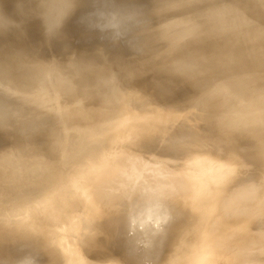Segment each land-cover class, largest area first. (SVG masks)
Instances as JSON below:
<instances>
[{"label": "rangeland", "instance_id": "374dc122", "mask_svg": "<svg viewBox=\"0 0 264 264\" xmlns=\"http://www.w3.org/2000/svg\"><path fill=\"white\" fill-rule=\"evenodd\" d=\"M1 2H0V15L1 14H3V17H1L0 16V20L3 22V20L5 21V22H7L8 24H9V27H12L13 25H16V23L18 24V25H16V26H14L15 28H17L18 30L20 29L19 28V25H21L22 23L21 22H23L24 23V20H25V23H26V27H25V23H24V25H21V27L22 26H24V28L26 29V32H27V30H28V32L27 33H30V34H28L27 35V37H29V38H27L26 37V33H24L25 31L22 29V34H24L25 36H23L22 34V36L23 37H26L25 39H27L26 41H28V39H30V41L33 39V37H34V39L36 38L35 36H36V33H37V35L38 36H40L41 37V35H42V31H40V29L37 27V25H36V23L34 22V20H33V17H32V15L30 14V9L33 7H31V3H29V0H8V1H6V0H0ZM20 1V2H19ZM220 1V2H219ZM244 1V2H243ZM258 0H256V3H255V1L253 0L252 2L250 1V0H140L139 2H140V5H139V2H138V0L136 1H132L131 0V5H130V7L132 8V10L134 11H129L127 14H125L124 16H118V17H114V18H110V21L109 20H107L105 23H107V24H109V25H113V26H115L116 28L117 27H119V29H121L122 28V26L121 25H123L125 22L127 23V25H126V23L124 24V27L123 28H126L127 26H128V28H131L130 26H136V25H140L139 27H141V25L142 24H144V23H146L147 24V22H145V21H148L149 19H150V21H149V23H151V21L153 20V21H157V25L158 26H156L158 29H160V30H158V29H156V30H158V31H164V32H162L163 34V37H164V33H166V35H168L167 36V38H164L163 39V37L162 38H159L160 39V41H158V43L159 42H161L162 43V39H163V42H164V44H165V42H166V44H169L167 47H165L166 46V44L164 45L163 43V45L161 44V46H155L154 47V45L157 43L156 41L157 40H155V41H153V40H151V39H153L155 36H152V35H154V33L151 35V36H147V35H145L141 30H139L138 28L136 29L135 27L132 29L131 28V31H134L135 29H136V34H134L135 36H134V38L132 39L130 36H132L133 37V34L132 35H128V38L130 37L131 38V40H130V38H129V40H128V38H126V40L124 39L123 41H125V42H123V43H125L126 45L128 44V42L129 43H131V41H133L134 40V42L133 43H131V45L133 46L134 45V50L136 51V53H138V54H135V53H133V48H132V46H130L129 45V47H131V48H128V49H130V50H133V51H131L135 56L136 55H138V56H136V57H138L139 58V56L140 57H143V56H146V57H148V60H151L150 58H152L151 57V55H153V57L155 58V56H154V53H155V50L154 49H156V47H157V53L156 54H158L159 52H160V50L162 51V50H164L165 52L164 53H161L160 52V54L159 55H157L156 56V59L157 60H154L153 58V60H154V62H152V61H149V62H151V63H149V62H143V60L144 59H141V58H139L138 60H136L137 61V65H135L137 68H138V65H139V62H142L143 63V65L141 64V66H139V69L140 68H142V70H141V72H139V70L135 67V69L139 72V74H138V72H136L139 76H141L140 77V79H139V77L138 76H136L135 74V71H134V74H133V76H131L128 80H126L125 82H117L116 80H115V82H117L116 84H115V82H113L114 80H109V79H107L106 77H103V79H101L100 80V83L98 82H96L97 84H94V85H96V87L93 85V83L91 84V83H89V82H94V81H99V80H97V78L98 79H100L99 78V76H96V75H93V77H96V80H93V79H91V80H88V79H82V78H78V77H73V78H77L78 79V81H79V79H80V81L83 83V86H82V83L81 82H78L79 84L81 83V85L79 86L78 85V83L76 84V79H75V81L76 82H74L73 81V83H75V84H73L72 82H71V80H74V79H72V77L71 78H69V77H67L66 75H64L63 73L62 74H60L62 71V69H60V73L58 72V68H57V70H54L55 68H53V72L50 70V69H48V70H46L45 71V73L47 74V73H49L48 75H46L45 73H44V69H41L40 67H36V68H40V70L38 69V71H43V72H38V73H40V75H44V79H47L48 80V78H49V82L47 81V80H44V79H42V77L40 78V77H38V79L40 78V79H42V81L44 80L46 83H47V85H48V83H49V85H48V87L43 83V82H33V80H31L32 81V84H27V82H29L27 79L25 80V78L24 77H27V75L25 74V73H21L20 72V74L23 76V75H25L24 77H19V83H20V87H19V83L18 84H16L15 83V85L17 86V87H19V88H22V89H20V92L22 93H20L18 90L19 89H17L16 90V93H13V98L14 99H16V97L17 98H19V99H21V101H22V96H27V94L29 93V91H30V89H28V88H31L30 86L32 85L33 87H35L34 85H33V83H41V85H36V87L37 86H44V88L45 89H42V91L43 90H48V92H46V91H41V90H39V88L37 89L38 90V92H36L35 93V91H32L33 93H35L34 95L37 97V95L38 94H42L38 99L32 94L31 96H33V97H31L29 94V96H30V99H27L28 101V103H27V105L29 106H27L26 105V100H24V101H22L21 103H23L22 104V112H20L21 111V109H18L17 108V106H16V111L18 110H20L19 112L17 111H14V109L12 110V112H10L9 113V115L7 116V114L5 115V114H3L2 115V113L3 112H0V125L2 126V125H4L3 126V128L0 126V135H1V137H0V142L2 141V139L1 138H4V137H6V133L5 132H7V129H6V131H5V129L4 128H9V126H10V128H9V131L12 133V134H10V132L7 134V135H11V137H6L5 139V141H2V142H4L3 144L4 145H6V144H8V145H6L7 147L8 146H10V145H12V146H10L9 147V149L11 148V149H13L14 150V148H15V150L14 151H11V149H10V151H8L9 149H7L6 150V152H5V149L7 148L6 146L4 147V145L2 144V142L0 143V159L2 158L1 157V155L5 152L6 154H7V152L8 153H12L11 155L9 154H7L8 156H10V158H8L7 156H6V158H5V153L2 155L3 156V159L2 160H0V168H1V170L3 171V172H1V170H0V183L2 182V179L4 180V178H6V176H8V174L10 175V176H8L9 178H12V177H17V176H19L17 179H19V182L17 183V189H15V190H13L14 189V187L11 189V190H9V191H4V190H2V193H4L6 196H4L5 198H7L8 197V195H12V194H14L16 191H18V190H21V189H24V188H26V182L30 179H36L37 181H39L37 184L39 185V183L40 182H42V181H44L45 180V178H47L48 176H49V174L50 175H52V174H54L55 173V171H57V169H56V164H57V168H60L58 165H59V163L60 162H58V161H60L59 159L63 156V158L67 161H69V160H71V158L73 157L72 155H73V153H77V154H74V157H76L77 155H79V156H77V158L74 160V162H76V163H78L79 162V164L80 165H84V166H88V165H90V163L91 164H95V159L97 158V157H101V156H104V157H102L101 158V160H100V163H103V164H106V165H108L109 167H111V166H116V167H118V168H120V170H122V176H126V177H131V181H134L133 180V178H135V182H136V180L138 181V183H136V184H138L139 185V187H140V192H141V195H143V196H141L140 197V200H141V204L143 205L144 204V202H145V204L143 205L144 206V208H146V209H151V208H153L154 206H153V200H154V197L152 196V194L150 193V192H153L152 190L153 189H155V187H152L151 185H154L155 184V182H152V180L153 181H155L156 179L158 180V181H160L161 183H164V184H166V182H167V180L166 179H168V181H171V183L170 184H173V187L174 186H177V187H179L178 188V190H179V193H181V195L183 194V192H185L186 190V187L188 188V190H192V192L193 193H191L190 191H186L187 192V195H188V193H189V195L191 194H193V196L195 197V199L196 198H198L197 200H199L201 197V199L200 200H203V204H202V202L201 203H199L198 201H192V204H191V201L189 202V200H191L190 198H192L191 197V195H190V197H188V196H186V195H184L182 198V203H183V205L184 204H186L187 202H186V200L188 201V204L190 203V205H188V209H189V211H191V212H194V211H196L197 212V214H195V212L194 213H191V214H193V216H192V218H191V220L193 221V220H195L196 219V216L197 215H199V216H201V215H203V213L205 214V217L204 218H206V219H204V218H202V219H204L203 221V225H202V223H201V225L199 226V227H203L204 225V227L206 228V226H207V228H210L211 226H214V224H215V222H216V220H218L219 218H221V216H222V218L220 219L221 220V222H222V224H223V222H226V225H227V227H232V226H235V225H238V224H245V225H250V231H251V233L249 234V236L247 237V238H244L243 240H241V241H239L238 243H236L235 245H233V246H230L228 249H226L225 251H223V253L221 254V256L219 257V259L217 260V262L215 263V264H264V210H260V208L259 209H255L256 208V204H257V202H256V199L262 194H264V183H262V182H264V160L262 159V158H264V17H262L263 19H261V17H259V16H264V0H259L258 2H257ZM11 2V3H10ZM138 2V3H137ZM161 2V3H160ZM206 2H210V4H206ZM4 3V4H3ZM12 3H13V7H12ZM16 5H15V4ZM195 3V4H194ZM202 3H203V5H202ZM226 3H228V5H226ZM232 3V4H231ZM238 3V4H237ZM241 3V4H240ZM258 3V4H257ZM28 4V5H27ZM29 4H30V6H29ZM135 4V5H134ZM163 4V5H162ZM165 4H167V8H166V6H165ZM188 4V5H187ZM242 4H243V6H242ZM4 5H6V6H4ZM25 5H27V6H25ZM206 5H208V7H206ZM238 5V6H237ZM248 7H247V6ZM24 6V7H23ZM196 6V7H195ZM202 6V7H201ZM204 6V7H203ZM221 6V7H220ZM228 6V7H227ZM229 6L231 7V8H229ZM246 6V8L244 9V7ZM249 6H250V8H249ZM256 8H254V7ZM4 7V8H3ZM27 7V8H26ZM31 7V8H30ZM165 8V10H164V8ZM219 7H220V9H219ZM252 7V8H251ZM9 8V9H8ZM160 8V9H159ZM163 8V11L161 10ZM202 8V9H201ZM207 8L209 9L208 10V12H207ZM212 8V9H211ZM232 8H233V10H232ZM238 8V9H237ZM240 8V9H239ZM247 8H249V10H247ZM263 8V9H262ZM12 11H11V10ZM15 9V10H14ZM20 9V10H19ZM138 9H140V10H138ZM194 9V10H193ZM204 9V10H203ZM7 10V11H6ZM14 10V11H13ZM145 12H144V11ZM172 10V11H171ZM254 10H256V12L254 11ZM258 10V11H257ZM261 10H262V13H261ZM2 11V12H1ZM9 11V13H7ZM20 11V12H19ZM149 13H147V12ZM153 11V12H152ZM160 11H162V12H160ZM211 11L213 12V14H211ZM219 11V12H218ZM229 11V12H228ZM240 11V12H239ZM246 11H248V12H246ZM140 12V13H139ZM142 12H144V13H142ZM194 12V13H193ZM198 12V13H197ZM232 12V13H231ZM258 12V13H257ZM4 13H6V14H4ZM27 13H29V14H27ZM142 13V14H141ZM170 13H171V15H170ZM180 13V14H179ZM188 13V14H187ZM239 13V14H238ZM258 14V16H256V17H254V16H252L251 14ZM18 14H20V15H18ZM138 14V15H137ZM139 14H141V15H139ZM175 14V15H174ZM186 14H187V17H186ZM190 14V15H189ZM210 14H211V16H210ZM226 14V15H225ZM238 14V15H237ZM241 14V15H240ZM246 14H248V18H247V15ZM5 15V16H4ZM8 15V16H7ZM15 15V16H14ZM130 15V16H129ZM134 15V16H133ZM145 15V16H144ZM151 15V16H150ZM161 15H163V17L161 16ZM229 17H228V16ZM244 15V16H243ZM246 15V16H245ZM12 16V17H11ZM129 16V17H128ZM143 16H144V18H143ZM148 16H150V17H148ZM169 16V17H168ZM181 16V17H180ZM194 17V18H191V17ZM203 16V17H202ZM206 16V17H205ZM222 16H223V18L225 17V19H223L222 18ZM250 16V17H249ZM8 17V18H7ZM25 17V18H24ZM28 17V18H27ZM136 17V18H135ZM179 17V18H178ZM184 17V18H183ZM4 18V19H3ZM11 18H12V20H11ZM29 18H31V19H29ZM131 18V19H130ZM138 18V19H137ZM146 18H148L147 20H146ZM151 18H152V20H151ZM231 18V22H230V19ZM244 18H246V19H244ZM256 18V19H255ZM19 19V21H17ZM203 19H205L206 21H208V22H206V21H204V22H206V25H208L211 21H213V20H215V21H213V22H211L212 23V25L211 24H209L208 26H206L205 24H200L199 22L200 21H203ZM244 19V20H243ZM252 19V20H251ZM8 20V21H7ZM10 20V21H9ZM23 20V21H22ZM26 20H29V21H26ZM31 20V21H30ZM121 20H122V23H120L121 22ZM130 20V21H129ZM133 20H135V23L133 22ZM137 20L139 21V22H137ZM144 21V23H142V21ZM176 22H175V21ZM177 20H180L179 21V23L177 22ZM182 20H184V24H183V21ZM190 20H196L199 24H200V26L201 27H199V24L198 25H191L192 23H193V21H192V23H190L191 21ZM217 20H220V21H218V22H216ZM247 20V21H246ZM248 20H250V21H256V23H254V26H253V24L250 22V21H248ZM0 21V22H1ZM17 21V22H16ZM21 21V22H20ZM109 21V22H108ZM116 24V25H119L120 24V26H116V25H114V23ZM116 21H118V22H116ZM171 21H173V24L171 23ZM190 21V22H189ZM210 21V22H209ZM229 21V22H228ZM242 21V22H241ZM254 21V22H255ZM2 22H1V24H2ZM13 22V23H12ZM34 22V23H33ZM133 22V23H132ZM138 24H137V23ZM182 22V25H185V22L186 23H188V24H186L185 26H183V27H185L184 29H185V31L187 30V29H191L192 27L194 28V29H196V31H195V35H194V31H192L193 30V28H192V34L190 35V33L188 34V32H191V31H183L184 29H182V25L180 24ZM197 22L196 23H193V24H197ZM221 22V23H220ZM224 22H226L225 24H227V25H225L224 26ZM236 22V23H235ZM244 22V23H243ZM246 22V23H245ZM7 23H4V26H6L7 25ZM28 23H30V24H28ZM148 23V24H149ZM166 23H168V24H166ZM174 23H178V24H180L181 25V27H180V25H174ZM202 23V22H201ZM208 23V24H207ZM229 23V24H228ZM235 23V24H234ZM0 24V25H1ZM10 24H12V26L10 25ZM28 24V25H27ZM223 25V26H220V25ZM234 24V25H233ZM247 24V25H246ZM249 24H251V25H249ZM3 25V24H2ZM163 25H165V26H163ZM218 26L217 28H215L216 26ZM238 25V26H237ZM243 25H245L244 27H243ZM8 26V25H7ZM7 26H6V28H7ZM33 27V29H32V27ZM172 26V27H171ZM175 26V27H174ZM177 26V27H176ZM187 26V27H186ZM206 27V28H203V27ZM212 26L215 28H212ZM226 26H228V27H226ZM252 26V27H251ZM257 26V27H256ZM14 27H12L11 29H13ZM30 27V28H29ZM111 27V26H110ZM161 27V28H160ZM189 27V28H188ZM191 27V28H190ZM220 27H222V28H220ZM232 27V28H231ZM233 27H235V28H233ZM6 28H4L3 30H6V34H5V31H3L2 29H1V26H0V36L2 37V38H9V36L7 35V33H9V31L12 33V31L11 30H8L7 31V29ZM28 28V29H27ZM35 28V29H34ZM112 29H113V34H114V38H116L117 37V39H118V43H119V41H120V39H122L127 33L126 32H128L127 30H128V28L127 29H125V31H123L124 29H121V30H119L118 28L115 30V32L117 33V35H116V37H115V32H114V27H111ZM175 28V29H174ZM225 28H226V30H225ZM227 28H228V30H227ZM9 29V28H8ZM16 29V30H17ZM37 29V30H36ZM163 29V30H162ZM165 29V30H164ZM180 29H182V31L180 30ZM213 29H214V31H213ZM219 31H218V30ZM231 29V30H230ZM3 31V34L4 35H7V36H5V37H3L2 35L3 34H1V32ZM14 30V29H13ZM17 30V31H18ZM30 30V31H29ZM35 30V31H34ZM41 32H39V31ZM139 30V31H138ZM173 30V31H172ZM177 30V31H176ZM178 30H180V31H178ZM207 30V31H206ZM217 30V31H216ZM221 30V31H220ZM20 31V30H19ZM66 31H67V29H66ZM72 33H73V40H74V37H75V39H80V40H82V43L80 42V40H77V41H75L74 40V42H73V40H70L71 39V37H66V38H63V39H57V40H55V45L56 44H58L57 46H53L55 49V52H58L59 54L58 55H60V56H63V57H67L66 55V53H65V50L66 51H68L67 53H68V55H70V51L71 50H69V48L70 47H72L73 49H74V51L76 50V47H75V45H80V44H85V43H88L87 42V40L85 39V38H83L81 35H78L77 33L78 32H80L77 28H75V27H73L72 28ZM120 31V32H119ZM131 31H129V32H131ZM158 31H155V35L158 37V35H159V33H158ZM166 31V32H165ZM206 31V32H205ZM236 31V32H235ZM252 31V32H251ZM125 32V33H124ZM141 32V33H140ZM158 33V35H157V33ZM210 32V33H209ZM214 32V33H213ZM227 33V34H225V37H223L224 36V34L223 33ZM248 32V33H247ZM250 32V33H249ZM10 33V34H11ZM13 33H14V31H13ZM9 34L10 36H12V35H16L17 34V36H19V34L18 33H20V32H17V33H14V34ZM32 33H34V34H32ZM76 33V34H75ZM120 35H119V34ZM133 33V32H132ZM187 33V34H186ZM197 33H200V34H197ZM208 33V34H207ZM213 33V34H212ZM220 34V38H218V34ZM229 33V34H228ZM232 33H234V34H232ZM79 34H81V33H79ZM169 34L170 35H172L171 37H169ZM186 34V35H185ZM201 34H203V35H201ZM205 34V35H204ZM210 34V35H209ZM213 36H212V35ZM256 34V35H255ZM119 35V36H118ZM122 35V36H121ZM162 35H159V37H161ZM165 35V36H166ZM183 35V36H182ZM195 36V38H197V41L195 40V38H194V36ZM208 35V36H207ZM214 35H216V36H214ZM30 36L32 37V39L30 38ZM43 36V35H42ZM207 36V39L205 38ZM226 36H227V38H226ZM240 36V37H239ZM0 37V38H1ZM16 37V36H15ZM14 37V38H15ZM21 37V36H20ZM19 37V38H20ZM20 38V39H22V40H24L25 41V39L24 38ZM44 37V36H43ZM77 37V38H76ZM79 37V38H78ZM81 37V38H80ZM120 37H122V38H120ZM138 37H142V38H138ZM150 37H153V38H149ZM169 37V38H168ZM177 37V39H175L174 40V38H176ZM192 37H193V39H192ZM198 37L200 38V39H203L202 37H204V45L206 44L205 42H209V43H212V44H214L215 46H217V48H215V46H214V48L212 47V49L209 47V46H211L212 44H210V45H208V49H206L207 48V44H206V48L205 47H202V50H201V46H199V47H197V42H199V41H202V40H199L198 39ZM208 37L210 38V40L208 39ZM230 37V38H229ZM232 37V38H231ZM246 39H245V38ZM39 38V37H38ZM170 38H171V42H170ZM190 40H189V39ZM223 38L224 39H226V40H224L223 41ZM235 38V39H234ZM237 38V39H236ZM261 38V39H260ZM9 39H12V37L11 38H9ZM37 39V38H36ZM43 40V39H45V38H39V42L41 41V40ZM65 39H67V40H65ZM117 39H116V41H117ZM137 39H138V41H137ZM143 39H145V42L146 43H144V41H143ZM147 39H149V41H148V43L149 42H153V46H151L153 49H151L152 50V52H151V50H149L148 51V47H149V45L151 44V43H149L148 45H146L147 44ZM156 39V38H155ZM167 39V40H166ZM187 41H186V40ZM218 41H217V40ZM233 39V40H232ZM115 40V39H114ZM183 40H184V42H183ZM194 41V42H190V41ZM199 40V41H198ZM208 40V41H207ZM214 40H216L217 41V44H216V41H214ZM222 40V41H221ZM2 41H5V40H2ZM2 41H0V46H1V43L3 44V43H5V42H2ZM29 41V43H32V42H30ZM38 42V39L37 40H34V42L35 43H37ZM57 41V42H56ZM69 43H68V42ZM128 41V42H127ZM168 41L170 42V43H168ZM176 43H175V42ZM179 41H181V43L180 44H182V45H179ZM189 41V42H188ZM196 41V42H195ZM233 41V42H232ZM234 41H235V43H234ZM34 42H33V44H34ZM38 42V46H37V44H36V46L38 47V49H39V43ZM80 42V44H78V43ZM154 42H156V43H154ZM230 42V43H229ZM253 42V43H252ZM44 44L43 45H45V40H44V42H43ZM46 43H47V40H46ZM117 43V42H116ZM117 43V44H118ZM135 43H136V46H135ZM139 43V44H138ZM157 43V44H158ZM173 44V46H172V44ZM188 43H191V45L193 44V43H196L195 45H196V48L195 49H193L194 47L193 46H195L194 44L192 45V46H190ZM226 43H228V44H226ZM41 44H42V42H41ZM50 45L51 44H53V43H49ZM65 44V45H64ZM176 44V45H175ZM202 43L200 42V44L199 45H201ZM231 44V45H230ZM6 44H3V47L2 48H0V49H2V51L4 50V52L6 51V50H8V48L5 50V48H6V46H5ZM47 45H48V43H47ZM47 45H45V47L44 46H42L41 45V48H40V50L42 49V47H44V50L45 51H47V52H51L52 50H51V47H49V45H48V48H49V50H51V51H48V50H46L45 48L47 47ZM59 45H61L60 46V49H61V47L63 48V50L62 51H59L60 49L59 48H57V47H59ZM66 45H69L70 47H68L67 46V48L68 49H64V48H66V47H64V46H66ZM170 45L174 48H172V50H176L175 52H177L178 51V53H180V55L179 56H181V58H179V56H178V58L177 57H174V56H177L176 54L177 53H173V52H171V49H168V47H170ZM175 45V46H174ZM185 45H187V46H185ZM128 46V45H127ZM142 46V47H141ZM178 46V47H177ZM203 46V45H202ZM213 46V45H212ZM219 46V47H218ZM53 47H52V49H53ZM150 47V48H151ZM162 47V48H161ZM180 47V48H179ZM183 47H185V48H183ZM188 47V48H187ZM233 47V48H232ZM243 47V48H242ZM115 46H113V47H109V48H104V49H100L99 51H105V49H106V55H108V56H106V57H109V59H110V61H111V59L112 58H114L115 59V55H118V48L116 47L115 49ZM147 48V49H146ZM158 48H160V49H158ZM203 48H205L204 50H203ZM219 48V49H218ZM232 48V49H231ZM261 48V49H260ZM57 49H59V50H57ZM71 49V48H70ZM73 49H72V51H73ZM181 51H180V50ZM183 49H184V53H183ZM220 49L222 50L223 49V54L222 53H220L221 51H220ZM230 49H231V51H230ZM40 50H37V51H39V52H44L43 50L42 51H40ZM53 50V51H54ZM57 50V51H56ZM112 50V51H111ZM114 50V51H113ZM153 50H154V52H153ZM198 50H200V52L198 51ZM212 50V51H211ZM1 51V52H2ZM73 51V52H74ZM118 51V52H117ZM145 51V52H144ZM159 51V52H158ZM203 51V52H202ZM230 51V52H229ZM239 51H240V53H239ZM3 52V53H4ZM105 52H104V54H105ZM109 52V53H108ZM114 52V53H113ZM117 52V53H116ZM171 52V53H170ZM184 54V55H182V53ZM212 52V53H211ZM219 52V53H218ZM247 52V53H246ZM257 52V53H256ZM3 53H0V58L2 59V57H4V56H2L3 55ZM7 53H8V51H7ZM6 53V54H7ZM97 53V52H96ZM103 53V52H102ZM101 53V54H102ZM112 53V54H111ZM116 53V54H115ZM206 53L208 54V55H206ZM217 53V54H216ZM235 53V54H234ZM5 54V55H6ZM56 54V53H55ZM72 54V53H71ZM104 54H102V55H100V53L98 52L97 53V55L98 56H102L101 58L100 57H97L96 56V59L97 58H100L101 59V62L103 61L104 62V60L106 59V57L102 60V58L104 57ZM150 54V58H149V55ZM163 54H165L164 56H163ZM168 54V55H167ZM211 54V55H210ZM143 55V56H142ZM160 55H162V57L160 56ZM110 56H111V58H110ZM173 56V57H172ZM207 56H208V58H207ZM210 56H213V57H210ZM251 56V57H250ZM257 56H259V57H257ZM262 56V57H261ZM119 57V56H118ZM161 57V59H160V61L161 60H163V58H164V60L163 61H166V62H163V61H161L162 62V66H161V62L159 61V63H158V58H160ZM189 57V58H188ZM202 57V58H201ZM216 57V58H215ZM239 59H238V58ZM173 58H177V59H180V61H182V62H180L179 60H177L176 59V61L174 62V61H172V59ZM206 58V59H205ZM248 58V59H247ZM252 58V59H251ZM258 58V59H257ZM114 59H112V62H113V60ZM120 60H117V61H115V62H113L115 65H113V68H117L116 70H118L119 71V69H120V67H121V69L123 68H125L126 66H127V64L124 62V61H122L121 60V57L119 58ZM145 59H147V58H145ZM166 59V60H165ZM174 59V60H175ZM198 59V60H197ZM209 59V60H208ZM211 59V60H210ZM107 60V59H106ZM116 60V59H115ZM140 60H142V61H140ZM100 62V60H97V62ZM109 61V60H108ZM120 61V62H119ZM145 61V60H144ZM167 61H168V63H167ZM177 61H179V62H177ZM190 61V62H189ZM195 61H197V62H195ZM203 61V62H202ZM230 61V62H229ZM98 62V63H99ZM102 62V63H103ZM112 62H110L109 64H112ZM156 62H157V64H156ZM171 62V63H170ZM177 62V63H176ZM202 62V63H201ZM225 62V63H224ZM229 62V64H227ZM97 63V64H98ZM105 63H107V65H108V67H109V64H108V62H104L103 64H105ZM118 63V64H117ZM122 63H124V65L126 64V66H124ZM155 63V64H154ZM167 63V64H166ZM177 65H176V64ZM178 63H179V65H178ZM183 65H181V64ZM191 63V64H190ZM201 63V64H200ZM216 63V64H215ZM231 63V64H230ZM256 64V66H255V64ZM154 64V66L155 65H157L158 67H156V68H158V70H159V68H160V71L158 72V70L157 69H155V70H157V71H154V73L155 74H153V72H151L152 70H151V67H152V69L153 68H155V67H153L152 65ZM159 64H160V67H159ZM174 64L176 65V66H174ZM188 64V65H187ZM199 64H200V66H199ZM212 64V65H211ZM221 64V65H220ZM226 64V65H225ZM237 64H238V67H237ZM240 64V65H239ZM102 64H100V65H96V66H98V67H96L95 68V70H94V73L97 71V73L101 70L102 72H100L101 73V78H102V75H104L105 76V73H104V68H107L106 67V65H104L105 67L104 68H102V66H101ZM146 65H148V66H146ZM150 65V66H149ZM173 65V66H172ZM182 67H181V66ZM191 65H193V67H192V70L194 71H192L191 70ZM232 65V66H231ZM241 65H244V68H242L243 66H241ZM111 66V65H110ZM144 66V67H143ZM167 66V67H166ZM178 66V67H177ZM214 66H216V67H214ZM219 66V67H218ZM230 66V70L228 69V68H226V67H229ZM234 66H236V67H234ZM129 66H127V68H128ZM145 67H148L147 69H145ZM165 67V68H164ZM174 67V68H173ZM189 67H190V70H189ZM204 67V68H203ZM232 67V68H231ZM119 68V69H118ZM125 69V71H128V72H131V70H134V66H132V67H130V69ZM150 68V69H149ZM164 68V69H163ZM176 68V69H175ZM178 68V69H177ZM183 68V69H182ZM203 68V69H202ZM209 68V69H208ZM211 68V69H210ZM216 70H215V69ZM259 70H258V69ZM97 69V70H96ZM143 69H144V73L142 72L143 71ZM206 69V70H205ZM218 69V70H217ZM219 69L221 70L220 71V73H218L219 72ZM222 69H223V71H222ZM226 69H227V71H226ZM234 71H233V70ZM240 69V70H239ZM254 69V70H253ZM151 70V71H150ZM173 70V71H172ZM179 71V72H177V71ZM204 70H205V72H204ZM214 70H215V72H214ZM243 72H242V71ZM256 70H257V72H256ZM33 69L32 70H30L29 71V73L31 72V76H32V74L34 75V71H37V69H35L33 72ZM147 71H150L151 73H152V75H151V73L150 72H148L149 74H146L147 73ZM164 71V72H163ZM168 71V72H167ZM170 71H171V73H170ZM176 71V72H175ZM198 71V72H197ZM208 71V72H207ZM218 71V72H217ZM230 71V73H228ZM50 72H52V74L53 75H51V73ZM54 72H56V75H58L59 76V74H60V76H61V78H62V76L63 77H65L66 76V79H68L67 81L70 83L71 82V84L68 86V84L66 83V86H65V82L63 83V85H61L62 84V82L65 80L64 78V80L63 79H61V78H59L58 79V76H55L54 77ZM57 72L59 73V74H57ZM157 72H158V74H157ZM162 72V73H161ZM199 72H200V74H199ZM212 72V73H211ZM248 72H250V73H248ZM256 72V73H255ZM29 73H27V74H29ZM38 73H36V74H38ZM100 73L98 74V75H100ZM104 73V74H103ZM141 73V74H140ZM163 73H165V75H166V73H167V75L168 76H165L166 78L164 79V77L162 78L161 76H160V74H163ZM168 73H170L171 74V76L174 74L175 75V73H176V76H178L179 78V80L180 81H182L181 83H180V81L178 82V83H180L181 85H182V83L184 82V83H186L185 81H187V85H188V88L190 87V89L189 90H192L193 89V84H195L196 83V85H198V80H200L199 82V84H200V88L202 87L201 86V83L204 85V87H206L207 85H208V83H209V80H210V85H208V89H209V91H210V88L212 89L211 90V92H209L208 93V91H207V93H206V90H208V89H205L204 90V88L202 87L201 88V90L199 91H196L197 90V88L198 87H196L195 86V90H194V92L196 91V93H193L192 91L190 92V91H187V95H188V93H192V95L193 94H195V96H194V98L196 99V101H198V103L196 102V104H195V100L194 99H192V98H189V99H192V100H194V101H190V100H188L187 98L191 95H188V97H186L187 95L184 93L188 88H187V85L185 86L186 87V89L184 88V90L182 89V90H179V91H181V94L179 93V94H176V93H178L179 91L177 90L178 88H180L181 89V85L179 84V86L177 85V81H178V79H177V77L175 76H173L174 77V81L173 80H171L172 78L170 77V74H168ZM183 73V74H182ZM187 73V74H186ZM189 73V74H188ZM194 74V75H191V74ZM195 73H196V75H195ZM207 73V75H205V74ZM210 73V74H209ZM215 73H217V75L219 76H217V75H215L216 77H218L219 78V80H217L216 79V77H214L213 75L215 74ZM234 73V74H233ZM238 75H236V74ZM255 73V74H254ZM19 73H17V75H18ZM143 74H145L144 76H143ZM186 74V75H185ZM222 75V77H220L221 75ZM240 74V75H239ZM259 74H261V75H259ZM3 74L2 73H0V77L2 76ZM10 75V74H9ZM45 75L48 77H46L45 78ZM51 75V76H50ZM148 75V76H147ZM149 75H151V76H156L157 75V77H154V79H151V77L149 76ZM164 75V74H163ZM202 75H204V76H202ZM213 77H212V76ZM247 75V76H246ZM259 75V76H258ZM53 76V77H52ZM59 76V77H60ZM145 76H146V79H148V81L146 80L144 83H143V81H136V80H143V77H144V80H145ZM159 76V77H158ZM206 76H207V78H206ZM234 76V77H233ZM246 78V79H244V77ZM250 76V77H249ZM6 77H8V75H6ZM6 77H5V82H6ZM11 77H12V75H11ZM13 77H15V75H13ZM18 76H16V78H17ZM28 77H30V75H28ZM132 77H138L136 80H134V78H132ZM160 77L162 78V79H160ZM168 77H170L171 79H167ZM183 77H185V78H183ZM188 77V78H187ZM192 77H193V79H192ZM204 77V78H203ZM212 77V79H210ZM225 77V78H224ZM238 77H240V79H242L243 80V82H242V80H239V78ZM9 79H10V77H8ZM16 78H14V80L16 79ZM26 81H24L23 79ZM32 78V77H31ZM51 78H56L55 79V81H57L56 82V84L58 83V84H60V85H56V86H58L57 88L56 87H54L56 90H53L54 88H53V85H54V82L52 83V81H54V80H51V83L53 84H51L50 83V79ZM105 78V79H104ZM150 78V79H149ZM176 78V79H175ZM190 78V79H189ZM200 78H203V80L202 79H200ZM209 78V79H208ZM217 80H215V79ZM223 78V79H222ZM229 78V79H228ZM237 78V79H236ZM249 78V79H248ZM254 78H256V79H254ZM9 79H7V81L9 82V84H10V81L12 80V78H11V80L9 81ZM21 79H22V81H23V83L21 82ZM69 79H71L70 81H69ZM106 79H107V81H106ZM134 80V82H135V84H134V82H133V80ZM157 79V80H156ZM159 79V80H158ZM184 79V80H183ZM188 79V80H187ZM197 79V81L195 82V80ZM221 79H222V83H221ZM14 80H12V81H14ZM17 80V79H16ZM14 81V82H17V81ZM35 80V79H34ZM60 80H62L61 82H60ZM150 80V81H149ZM153 80V81H152ZM165 80V81H164ZM168 80H170L171 81V84H174V85H172V86H174V88L176 87V85L178 86V88L176 87V89L175 90H177V91H175L174 93L172 92V91H170V88H171V85H170V81H168ZM194 80V83L192 82ZM227 80V81H226ZM238 80H239V82H238ZM244 80H245V82H244ZM248 80V81H247ZM253 80V81H252ZM11 81V82H12ZM30 81V82H31ZM41 81V80H40ZM84 81H87L88 83H84ZM110 81H112V83L113 84H111L110 83ZM129 81V82H128ZM132 81V82H131ZM161 81H162V83H163V81L164 82H167L165 85H164V83H163V85H162V83H161ZM172 81H173V83H172ZM191 81V82H190ZM204 83H203V82ZM220 81V82H219ZM234 81L236 82L237 81V83H235V85L233 84L234 83ZM4 82V83H5ZM13 82V83H14ZM26 84H25V83ZM105 82H107V86L110 88V89H108L107 88V86L105 85ZM149 84H148V83ZM155 82H156V85H155ZM189 82V83H188ZM206 82V83H205ZM215 82L217 83V85L215 84ZM224 82V83H223ZM226 82V83H225ZM228 82V83H227ZM231 82V83H230ZM258 82V83H257ZM21 83H22V85H21ZM43 83V84H42ZM160 85H159V84ZM193 83V84H192ZM214 83V84H213ZM220 83V84H219ZM242 83H243V85H242ZM247 83V84H246ZM8 83L7 84H5L3 87H4V89H6V85H7V89H8V85H9ZM25 84V85H24ZM92 85L93 86V88H91L92 86H88V85ZM100 84V85H99ZM103 84V88L101 87V89L102 90H100L99 91V89H100V86ZM109 84H110V86H109ZM115 84V85H114ZM120 84V85H119ZM121 84H123V87H121L122 85ZM126 84V85H125ZM137 84V85H136ZM141 84V85H140ZM143 84V85H142ZM158 84V85H157ZM176 84V85H175ZM189 84H190V86H189ZM192 84V85H191ZM207 84V85H206ZM213 84V85H212ZM223 84V85H222ZM236 84H239L240 85V87H239V85H236ZM248 84H249V86H248ZM11 85H13L12 83H11ZM30 85V86H29ZM75 85H76V87H75ZM84 85H86V86H84ZM113 85V86H112ZM166 85L168 86H170V88L168 87V91H170L171 93H172V95L170 94V92L169 93H167L168 91H167V89L165 88L166 87ZM183 85H185V84H183ZM212 85V86H211ZM220 85H222V87L220 86ZM47 88H46V87ZM49 86H51V89H50V87ZM60 86V87H59ZM61 86H62V88H61ZM105 86H106V88H105ZM117 88H116V87ZM157 86H158V88L160 89V90H164L165 92H163V93H165L167 96H168V99H164L165 97H167L166 95L163 97L162 96V92L160 91V90H157L156 88H157ZM181 86V87H180ZM193 86V87H192ZM217 86H219V87H217ZM225 86H228V87H225ZM243 86V87H242ZM247 86V87H246ZM67 87V88H66ZM72 87V88H71ZM74 87L76 88L75 90H74ZM77 87H80L79 89H77ZM86 87V88H85ZM114 87H115V89H117V90H115L114 89ZM120 87L122 88L121 90H120ZM152 87L153 88H155L154 90L152 89ZM163 87H164V89H163ZM184 87V86H183ZM182 87V88H183ZM231 89H230V88ZM233 87H235L234 88V90L235 89H237L236 91H234L233 90ZM236 87H238V88H236ZM245 88L244 90L242 89V88ZM249 87H250V90H249ZM10 88V87H9ZM25 88V89H24ZM42 88V87H41ZM68 88H70V89H68ZM83 88H85L84 89V91H83ZM88 88H90L89 90H88ZM123 88H126V90L123 92L122 90H123ZM143 88V89H142ZM147 88V89H146ZM150 88V90L151 91H157V92H161V94L160 93H158V95H161L162 96V98H160L161 96H159L158 97V95L157 96H155V97H153V98H151V100H152V102L155 100V103L153 104L152 102H150L149 101V98H144L142 95L145 93L144 91L145 90H148ZM162 88V89H161ZM200 88H198V89H200ZM214 88H215V90H214ZM217 88H219V89H217ZM226 88V89H225ZM6 89V90H7ZM36 89V88H35ZM59 89V90H58ZM80 89H82L81 91H80ZM88 91H87V90ZM96 89V90H95ZM106 91H111L112 89V91L111 92H108V93H110V94H108V95H112L113 94V91L115 90V92H114V94L113 95H115V94H117V95H115L114 97H115V101H116V104H118L117 106H118V109L120 108V106H119V104L121 103H123V101H124V98H122V97H125V101H124V105H126L125 103H127V105L125 106V109L127 110V113L129 112V110H130V112H135L134 114L132 113H128L129 115H132L131 117H126V116H124L122 119H120V122H118V118H120V117H122V116H120V117H116V115H118V110L115 112V114H114V112L113 111H115L116 110V108H113L114 106H115V102H111V100L110 99H113V98H111V97H113V95L112 96H110V98H107L108 99V101H106L107 99H106V96H107V91L105 92L104 90ZM119 89V90H118ZM229 89V90H228ZM239 89H240V91H239ZM243 91H242V90ZM23 92H22V91ZM29 90V91H28ZM36 90V91H37ZM50 90V91H49ZM61 90V91H60ZM66 90H67V92H66ZM77 90V91H76ZM135 90H137V91H135ZM144 90V91H143ZM172 90V89H171ZM204 90V91H203ZM226 90V91H225ZM231 90H233V91H231ZM60 91V92H59ZM68 91H69V93H70V95H68L67 96V94L66 93H68ZM74 91V92H73ZM83 91V92H82ZM91 91L93 92V96L91 95ZM98 93H101V91H103V94L102 95H100V94H98ZM117 91V92H116ZM120 91L122 92V94H119L120 96L119 97H117L118 96V92L120 93ZM173 91H174V89H173ZM182 91H184L183 93H182ZM212 91L214 92V94L212 93ZM225 91V93H224V95H222L223 94V92ZM231 91V92H230ZM244 91H246V92H244ZM26 92H27V94H26ZM63 92V93H62ZM78 92V93H77ZM79 92H82L81 93V95H83V93H84V95L83 96H79ZM127 92V93H126ZM131 92H133V94H131ZM136 92V93H135ZM142 92H144V93H142ZM197 92H198V95H197ZM199 92H201V93H199ZM217 92V93H216ZM233 92H235V93H233ZM238 92V93H237ZM240 92H241V94H240ZM244 92V93H243ZM1 93H3L2 95H4L6 92L3 90V92H1ZM0 93V94H1ZM25 93V94H24ZM30 93H31V91H30ZM48 93V94H47ZM53 93V94H52ZM68 93V94H69ZM86 93V94H85ZM88 93H90V95L88 94ZM94 93H95V95H94ZM124 93V94H123ZM134 93H135V95H136V97L135 98H137V97H140V99L139 98H137V100H136V102L137 101H139L138 102V104L136 103V105L134 104V101L132 100L133 98H134ZM214 95V96H211L212 94ZM216 93V94H215ZM221 93V94H220ZM228 93V94H227ZM16 94H20V95H22L21 97H18V95L17 96H15ZM37 94V95H36ZM57 96V97H59V99L57 98V97H55V95ZM72 94V95H71ZM88 94V95H87ZM129 94H130V96H129ZM137 94H138V96H137ZM168 94H170V97L172 96L173 98H172V100L170 99V97H169V95ZM182 94H185L186 96V100H184L185 98L183 97V95ZM202 94H204V95H202ZM205 94H207V95H205ZM210 94V95H209ZM236 94H240L239 96H237ZM49 95H52L51 97H55V99H57V101H56V103H55V99H54V101L52 100V98H50V96ZM54 95V96H53ZM62 95H64V97L62 96ZM74 95H75V97L76 98H81V99H83V101H81V102H84V103H86V105L84 104V103H82V106H84V110H85V112L84 111H82V106H75L74 105V103H75V101L73 102V105L72 106H70L71 105V103H72V101L75 99V97H74ZM85 95H87V96H85ZM103 96V97H100V96ZM106 95V96H105ZM125 95V96H124ZM134 95V96H133ZM191 95V96H192ZM202 95V96H201ZM217 95V96H216ZM220 95V96H219ZM230 95V96H229ZM5 96V95H4ZM4 96H1L0 95V97H2V99H4ZM29 96L27 97V98H29ZM49 96V97H48ZM99 96V97H98ZM105 96V97H104ZM128 96H129V98H128ZM178 96V97H177ZM211 96V97H210ZM225 96V97H224ZM235 96H237L236 97V99L237 100H235ZM241 96V97H240ZM42 97V98H41ZM43 97H45V99H43ZM62 97H63V99H66V100H68V102L66 101H63L62 102ZM94 98V99H92V98ZM123 99H121V98ZM128 99H127V98ZM133 97V98H132ZM143 97V98H142ZM175 97V98H174ZM182 98L180 101H181V103L183 104V102L184 101H186L185 102V104L187 103V101H188V103L191 105V107H190V105L187 103L186 105L188 106H186L185 104H184V106H182V104H180V101H178V103H179V105L177 104L176 105V103H174L175 101H177V98ZM193 97V96H192ZM202 97V98H201ZM215 97V101L213 100V98ZM216 97H218V98H216ZM220 97V98H219ZM227 97V98H226ZM37 99L36 100V103H34L35 101H31V100H34V99ZM41 98V99H40ZM46 98H48L47 100H48V102L50 103L49 105H51V107L50 108H53V107H58V109H56V108H53L54 109V112H55V110L56 111H59L60 109L62 110H60V112L59 113H62V114H58V112H55L56 114H54L52 111H53V109H51V111L49 110V111H47V112H49V113H53L54 114V116L52 115V118H53V120H51L52 122V124H53V122H55L56 124H57V126L56 127H51L52 126V124L50 125H47V123H49V121H48V119H50V114L48 115H46V110H47V108L49 109V105H48V103H46L47 102V100H46ZM95 98H98L97 100H95ZM101 98V99H100ZM184 98V99H183ZM200 98V99H199ZM206 98V99H205ZM208 98H210V99H208ZM224 98H226V99H224ZM232 99V100H230V99ZM242 98V99H241ZM247 99V100H249V101H247V103H245V99ZM2 99H0V101L2 100ZM19 99H16V100H19ZM26 99V98H25ZM100 99V100H99ZM106 99V100H105ZM130 99V100H129ZM147 100V102H149V104L147 103V102H145V101H142V100ZM176 99V100H175ZM178 99V100H179ZM218 99L220 100L219 102H220V107L218 108V107H216L217 105H215V103L216 104H219V102H218ZM225 101H224V100ZM70 100H71V102H70ZM77 100V99H76ZM78 100H80V99H78ZM78 100H77V102H78ZM85 100V101H84ZM110 100V101H109ZM118 100H122L120 103H119V101ZM135 100V99H134ZM161 100V101H160ZM169 101L170 103H171V101H173V105L172 104H167L166 102L167 101ZM171 100V101H170ZM175 100V101H174ZM200 100H202L201 101V105L199 104L200 103ZM211 100V101H210ZM40 101V102H39ZM43 101V102H42ZM46 101V102H45ZM51 101H53V102H51ZM128 101V102H127ZM130 101V102H129ZM133 101V102H132ZM183 101V102H182ZM203 101H204V103H206V105L208 106V103L209 104H211V102H212V107H210V105L206 108V105L203 103ZM215 103H214V102ZM221 101H223L222 103H221ZM226 101H228L227 103H229V104H227L226 103ZM252 101V102H251ZM20 102V101H19ZM18 102V104L19 105H21V103H19ZM45 102V104H47L46 106H45V104H43ZM77 102L75 103V104H77ZM92 102H94V103H92ZM100 102V103H99ZM107 102H111L112 103V105L110 104V103H107ZM132 102V103H131ZM157 102H158V104H157ZM163 102V103H162ZM168 102V103H169ZM192 102H194V103H192ZM243 102V103H242ZM251 103V105H250V103ZM257 102V103H256ZM30 103H32V105L30 104ZM57 103H58V106H56L57 105ZM67 103V104H66ZM80 103V102H79ZM90 103V104H89ZM98 103V104H97ZM142 103V104H141ZM145 103H147V105L145 104ZM161 103V104H160ZM202 103H203V105H202ZM230 103H231V105H230ZM233 103H234V105H233ZM237 103V104H236ZM247 104V106L245 105V104ZM253 103V104H252ZM25 104V105H24ZM64 104V105H63ZM68 104H70L69 106L72 108L73 106H75V107H73L74 109H72V110H77V108L76 107H78V109H81V110H78V111H74L75 113L77 112V113H79V111H82V112H84V113H79L80 114V116H78L79 114H77V119L76 118H72V116L73 117H75L76 115L74 114V112L69 108V106H67ZM81 104V103H80ZM79 104V105H80ZM97 104V105H96ZM108 104H110V105H108ZM113 104H114V106H113ZM144 104H145V106H144ZM150 104H152V105H150ZM160 104V105H159ZM175 104V105H174ZM194 104V105H193ZM242 104V105H241ZM244 104V105H243ZM259 104V105H258ZM18 105V106H19ZM23 105H24V107L26 106V108H29V113H28V109H26V108H24L23 107ZM31 105V106H30ZM33 105H35V106H33ZM54 105V106H53ZM78 105V104H77ZM95 105V106H94ZM124 105H122L123 106V109H124ZM141 105V106H140ZM142 105H143V107H142ZM158 105V106H157ZM164 105V106H163ZM171 105H172V107L174 108V109H171ZM182 107H181V106ZM200 105V107H198V106ZM204 105H205V107H204ZM215 105V106H214ZM254 105V106H253ZM255 105H257V106H255ZM33 106V107H32ZM43 107V109L45 108L46 110H43V111H45V113H43V112H41L40 113V111L42 110V109H40V110H37V107ZM62 106V107H61ZM85 106H86V108H85ZM100 106V107H99ZM110 106V107H109ZM113 106V107H112ZM127 106H128V108H127ZM133 106V107H132ZM150 106H152V107H150ZM176 106V107H175ZM178 106V107H177ZM179 106L181 107V108H179ZM193 106V107H192ZM196 106L201 110H203L204 108L207 110L208 108H209V110L208 111H210L213 107L215 108L214 110H217L216 108H218V110H217V112H218V114H220L221 116H219L217 113H213L212 111H210V112H208L207 111V113H205L206 112V110L204 109V113L202 112V111H200L198 108V110H199V112L198 111H196ZM219 106V105H218ZM225 106L226 107H229L228 108V110H227V108H225ZM241 106H243V107H241ZM244 106H246V107H244ZM19 107H21V106H19ZM35 107V108H34ZM91 107V108H90ZM93 107H94V109H93ZM116 107V106H115ZM145 107H149V108H146L147 110H148V112H150L151 114H152V112H153V110L152 109H155V111L157 112V113H155V116L153 115V117L151 116V114H150V117L152 118L151 119V121H150V117L148 116L149 115V113L148 112H146L147 110L145 109ZM155 107V108H154ZM165 107H167V108H165ZM186 108L187 107V109L190 107V108H194L195 109V112H194V110L192 111V113H195V114H197V113H203V115L200 113V114H197V118L198 119H196L195 117H196V115H194V114H192L191 113V109H190V111L188 112V110L187 109H184V108ZM204 107V108H203ZM221 107H223V109L221 108ZM231 107V108H230ZM237 108L236 110V112L234 111L233 112V110H235V108ZM240 107H241V109H240ZM254 107V108H253ZM30 108H32V109H30ZM64 108V109H63ZM67 108V109H66ZM89 108V109H88ZM96 108V109H95ZM110 108V109H109ZM113 108V109H112ZM130 108H132V111H131V109ZM138 108V109H137ZM141 108V109H140ZM164 108V109H163ZM177 108H178V110L180 109V111H177ZM247 108V109H246ZM25 109L27 110L26 112H25ZM33 109H35V110H33ZM69 109H70V111H72V112H70L69 111ZM93 110V111H88V110ZM109 109V110H108ZM111 109H112V111H111ZM115 109V110H114ZM145 109V110H144ZM176 109V110H175ZM187 112V114H186V112L184 111V110ZM222 111H221V110ZM230 109V110H229ZM231 109H233L232 110V112H231ZM35 111V112H37V113H35V112H33V111ZM64 110H65V112H64ZM122 109H120L119 110V112H122L121 111ZM126 110H124L123 112H122V114L121 113H119V115H125V114H127L126 113ZM165 112V114H166V112H167V114L166 115H164V112ZM32 111V112H31ZM67 111H69V113H67ZM86 111L88 112V113H86ZM106 111H108V113L106 112ZM111 111V112H110ZM138 111V112H137ZM145 111V112H144ZM184 111V113H182ZM224 111H226V112H224ZM244 111V112H243ZM257 111V112H256ZM24 112V113H23ZM38 112H39V114L41 115V117H36L37 115H39L38 114ZM112 112H113V114H112ZM174 112H176L175 114H173L174 116H173V118L175 117V120L178 122L179 121V119H180V122H178V124L177 123H175V120L171 117V121L172 122H174L175 123V128L176 129H172L171 128V130H172V132H171V130L169 129V127H171L174 123H172V125H170L169 126V124H171V123H169L168 124V122H170L169 120H170V116L172 115V113H174ZM237 112L238 113H240V114H238L239 116L241 115V116H243V117H240V118H238V115H236L237 116V118H236V116H235V114H237ZM19 113H23L22 115H27L28 114V117L27 118H29V119H27L26 120V117L25 116H23L25 119L24 120H26V123H27V121H28V123H29V125H28V123L26 124L25 123V121L23 120V117H22V119H21V117H19L22 121H23V123H25V127L26 128H29V129H27V130H30V126L33 128L34 126V128H36L37 129V127L39 126L41 129H42V131L44 132V130H43V127L41 126L42 125V123L44 124L43 126H45L48 130H46V128H45V130L46 131H52V132H47V134L45 133V134H43V132H42V134L41 135H44L43 137H46V136H48L49 135V139L51 140H49L48 139V137H46V139L45 138H42L43 140H39L40 138H41V135H40V133H41V131L39 132L38 131V129L36 130H33L32 128V132H29L30 134L29 135H27V138H25L24 136H22V135H20V134H22L25 130H26V128H25V130L23 131V132H20V131H22V129H21V126H19L20 124H21V120L18 118V117H16L17 116V114ZM32 113V114H31ZM34 113H35V117L33 116L34 115ZM67 113V114H66ZM148 113V114H147ZM191 113V114H190ZM210 114V113H212V114H210V115H213V116H211L210 117V115H207V114ZM222 113V114H221ZM225 113H226V117L227 118H224L225 116H223V118H221L222 117V115H225ZM230 113H232V114H234V119H231V118H233V117H231L230 116ZM64 114V115H63ZM69 115V116H67V117H65L64 118V116H66V115ZM83 114H88V115H90L92 118H90V117H88V118H90L89 120L87 119V118H85V119H83L82 120V117L84 116ZM95 114V115H94ZM105 114V115H104ZM113 116L114 118H112L111 116ZM127 114V116H129ZM142 114V115H141ZM144 114H145V116H144ZM147 114V115H146ZM157 114V115H156ZM159 114V115H158ZM171 114V115H170ZM177 114H179V116H177ZM189 114V115H188ZM214 114H216V115H214ZM228 114V115H227ZM21 115V114H20ZM19 115V116H20ZM31 115H32V117H31ZM42 115H44L43 117H45L46 116V120H44L43 119V117H42ZM57 115H59V117H57V120H61V122H63L64 123V121H66L67 122V120H68V122H67V124L66 123H64L66 126H64V124H62L60 121L59 122H57V120L56 121H54V117H56ZM62 115H63V117H62ZM95 117L96 115V117L97 118H95L94 119V117ZM133 115H141L140 116V118H142L143 119V116H144V118H146V120H140V119H136V118H139L138 116L136 117V116H133ZM164 115V116H163ZM191 115V116H190ZM192 115H193V119H192ZM200 115V116H199ZM205 115V116H204ZM47 116H48V119H47ZM61 116V117H60ZM87 116V115H86ZM107 116L108 117H111L112 119H115V120H117L116 122H115V120H113L112 122H114L112 125H110L111 124V122H110V120H112L111 118L109 119L108 118V120L106 119L107 118ZM182 116V117H181ZM188 116V117H187ZM201 116H204V117H202V119L204 118V120H202L201 119ZM208 116V117H207ZM217 116H218V118H217ZM229 116H230V118H229ZM81 118V121H83V123H84V125H83V123L81 122V121H77V120H80V118ZM126 117V118H125ZM166 117V118H165ZM179 117V119H177ZM200 117V118H199ZM219 117H220V119H219ZM2 118V119H1ZM14 118H16L17 120L15 121L16 123H18L16 126H19L18 128L20 129V133L19 132H17L18 131V128L16 127V134H18V135H16L15 133H14V131L12 132V129L14 128L15 129V124L13 123L14 122ZM32 118H34L35 120H33ZM43 119L42 121H40V119ZM66 118H67V120H66ZM84 118V117H83ZM99 118V119H98ZM117 118V119H116ZM132 119V121H128L127 119ZM136 120H135V119ZM157 120H155V119ZM160 118V119H159ZM169 120H168V119ZM190 118V119H189ZM194 118L196 119V120H200L199 122L200 123H202L201 125H203V127L201 128V125H198V123H197V121L195 120V123L197 124V126H196V124L195 125H193L192 124V120H193V122H194ZM206 118V119H205ZM209 118V119H208ZM212 118H214L213 120H212ZM261 118V119H260ZM69 119H73L74 121H75V123H76V121H77V125L76 124H73L72 122H74L73 120L71 121V120H69ZM91 119H93V120H91ZM130 119V120H131ZM148 119V120H147ZM184 120V121H181V120ZM219 119V120H218ZM231 119V120H230ZM236 119H238V120H236ZM263 119V120H262ZM39 120V121H38ZM64 120V121H63ZM84 120H86V121H84ZM90 120L92 121L91 123H89L90 122ZM95 120V121H94ZM103 120V121H102ZM124 120V121H123ZM138 120V121H137ZM139 120H140V122H139ZM166 120V121H165ZM205 121V122H202V121ZM206 120H207V122H206ZM222 120V121H221ZM224 120V121H223ZM227 120V121H226ZM9 121H11V122H9ZM13 121V122H12ZM46 121V122H45ZM48 121V122H47ZM87 121H89V122H87ZM98 121H99V123H98ZM134 121V122H133ZM154 121V122H153ZM156 121V122H155ZM162 121V122H161ZM208 121H210V123H211V125H210V123H208ZM214 121V122H213ZM4 122V123H3ZM30 122H31V124H30ZM36 122H39V123H41V125L39 124V123H37V124H35ZM85 122H86V124H85ZM95 122V123H94ZM106 122V123H105ZM110 122V123H109ZM118 122V123H117ZM128 122V123H127ZM133 122V123H132ZM147 122H149V123H147ZM160 122L162 123V124H160ZM182 122V123H181ZM187 122V123H186ZM222 124H221V123ZM225 122V123H224ZM230 122V123H229ZM2 123V124H1ZM7 123H12V124H14V125H12V124H10V125H8L7 126ZM34 123V124H33ZM58 123L60 124L61 123V125L59 126L58 125ZM68 123L69 124H71L70 126H71V128H70V126L68 125ZM79 123V124H78ZM107 125L106 127L108 128V129H106V127H105V124ZM115 123H117V125H115ZM121 123V124H120ZM130 123V124H129ZM136 123V124H135ZM158 123H159V125L161 126V128H162V130L160 129V127H159V125H158ZM168 125H167V124ZM186 123V124H185ZM205 123V124H204ZM208 123V124H207ZM213 123V124H212ZM219 123V124H218ZM93 127H91L90 125ZM97 124V125H96ZM120 124V125H119ZM125 124H127L126 126H125ZM131 124H135V127H134V125L133 126H131ZM190 124H192V125H190ZM226 124V125H225ZM23 125V124H22ZM26 125H28L29 127H27ZM47 125V126H46ZM72 125H75V128L72 126ZM82 125V126H81ZM94 125V126H93ZM96 125V126H95ZM123 125V126H122ZM141 125V126H140ZM165 126V128H166V131L168 132V133H166V131H165V129H164V126ZM178 125V126H177ZM185 125H186V127H187V129H186V127H185ZM208 125V126H207ZM217 125V126H216ZM231 125V126H230ZM6 126V127H5ZM37 126V127H36ZM53 126H55V124H53ZM63 126H64V128H66V129H64L63 128ZM82 128H81V127ZM112 126V127H111ZM198 126H200V128H197V130H199V131H197L196 130V127H198ZM206 126V127H205ZM209 126H210V128H209ZM213 126V127H212ZM11 127H13L12 129H11ZM38 127V128H39ZM49 127H50V129H49ZM61 127V128H60ZM78 127V128H77ZM91 127V128H90ZM104 127H105V129H104ZM114 127V128H113ZM147 127V128H146ZM151 129H150V128ZM173 127V126H172ZM181 127V128H180ZM182 127H184V128H182ZM190 128V130H189V128ZM193 129H192V128ZM204 127H205V129L207 130V131H209L208 133H206L207 131H204L203 132V130H204ZM23 128V127H22ZM40 128H39V130H40ZM129 130H127V129ZM136 128V129H135ZM174 128V127H173ZM13 129V130H14ZM24 129V128H23ZM63 129V130H62ZM69 129V130H68ZM89 129H91V130H89ZM103 129V130H102ZM122 129H123V131H122ZM157 129H159L160 131H158ZM167 129H169V130H167ZM186 129V130H185ZM260 129H262V130H260ZM78 130V131H77ZM93 130V131H92ZM164 130V131H163ZM175 130V131H174ZM210 130L213 132H210ZM5 131V132H4ZM62 131H63V133H62ZM177 131V132H176ZM180 131V132H179ZM191 131L193 132V133H191ZM202 131V133H200ZM37 132H39V133H37ZM65 132H68V134H71L70 136L68 135V134H65ZM190 132V133H189ZM5 133V134H4ZM14 133V134H13ZM32 133H35V134H32ZM49 133H51V134H49ZM53 133V134H52ZM86 133H88V134H86ZM145 133H147V134H145ZM157 133H159V134H157ZM180 133V134H179ZM204 133V134H203ZM212 134V136H210L211 134ZM3 134L5 135V136H3ZM62 134H65V135H62ZM103 134V135H102ZM156 134H157V136H156ZM194 134V135H193ZM203 134V135H202ZM208 134V135H207ZM15 136V138H14V136ZM40 136V138H39V136ZM52 135V136H51ZM68 135V136H67ZM94 135V136H93ZM105 135V136H104ZM152 136V138H150L149 136ZM155 135V136H154ZM178 135H180V136H178ZM207 135V136H206ZM259 135V136H258ZM3 136V137H2ZM18 136H19V139H18ZM25 138V139H28V141L27 140H25V139H23V140H21L20 141V139L22 138ZM33 136H35V137H33ZM65 136L66 138H67V141H66V143L64 142V139H63V137ZM72 136H73V138H72ZM87 136V137H86ZM137 136V137H136ZM139 136V137H138ZM146 136H148V138L146 137ZM176 136V137H175ZM220 136V137H219ZM223 136V137H222ZM61 137V138H60ZM108 137V138H107ZM131 137V138H130ZM133 137H135V138H133ZM146 137V138H145ZM183 137V138H182ZM190 137V138H189ZM11 138H13V139H15V141H17V142H19V143H15V142H13L14 140H12V142H11ZM31 138H32V140H31ZM81 138V139H80ZM104 138V139H103ZM155 138V139H154ZM167 138V139H166ZM220 138V139H219ZM223 138V139H222ZM10 140V143H9V141H7V140ZM19 141H18V140ZM48 139V140H47ZM63 139V144L65 143V145H67V147L65 146V145H62V142L60 141V140H62ZM90 139H91V141H90ZM149 141H148V140ZM157 139H158V141H157ZM182 139V140H181ZM47 140V141H46ZM74 140V141H73ZM107 140V141H106ZM157 141V142H155V141ZM222 140V141H221ZM6 141H7V143H6ZM24 141H27L28 142V144L30 143V145H27V142H24ZM33 141V142H32ZM40 141H41V143H40ZM44 142V145H42L43 144V142ZM50 141V142H49ZM152 141H154V143L152 142ZM170 141V142H169ZM187 141H188V143H187ZM251 141V142H250ZM21 142H23L24 143V146H25V143H26V145H27V147L28 146H30V147H28L30 150H26V149H28V148H26V146L25 147H23L22 145H23V143L21 144ZM47 142V143H46ZM58 142V143H57ZM61 142V143H60ZM95 142V143H94ZM147 142V143H146ZM179 142V143H178ZM12 143H15V144H12ZM33 143V144H32ZM143 143V144H142ZM146 143V144H145ZM165 143V144H164ZM2 144V145H1ZM17 144V145H16ZM59 144H61V146H62V148L61 147H59L60 145ZM73 144V145H72ZM115 144V145H114ZM141 144V145H140ZM148 144V145H147ZM154 145V147L152 146V145ZM156 144V145H155ZM164 144V145H163ZM167 144V145H166ZM14 145H16V146H14ZM18 145H19V147L21 146L22 148H24L23 150H24V152H23V154H20V153H22L21 152V150H19V149H22L21 147L19 148L18 147ZM36 145V146H35ZM46 145V146H45ZM151 145V147H149ZM32 146V147H31ZM37 147V148H35V147ZM58 148H57V147ZM77 146V147H76ZM106 146V147H105ZM116 146H118V147H116ZM148 146V147H147ZM2 147H3V149H4V151H2L3 149H2ZM43 147V148H42ZM135 147V148H134ZM146 147V148H145ZM170 147H172L174 150H176V151H180V152H178V153H172L173 151L172 150H169V148ZM16 148H17V150H16ZM31 148H33V149H31ZM103 148V149H102ZM154 148H156V149H154ZM55 149V150H54ZM60 149V151H58L59 152V155L60 154H62V152H64L63 154L64 155H61V157H58L59 155H58V153L57 152H55V151H57V150H59ZM104 149H107V150H104ZM109 149V150H108ZM118 149V150H117ZM158 149V150H157ZM206 149V150H205ZM18 150L20 151V152H18ZM52 150H54L53 152L55 153H53L52 152ZM61 150H64V151H61ZM70 150V151H69ZM163 150H165V151H163ZM15 151H17V154H13V152H15ZM27 151V152H26ZM114 151H116V152H114ZM130 151H132V152H130ZM163 151V152H162ZM184 151V152H183ZM42 152H43V154H42ZM68 152H69V154H68ZM189 152V153H188ZM16 153V152H15ZM31 153H32V155H31ZM39 154L37 157L39 158L37 161H38V164H39V162L40 161H42V162H46V160L48 161V160H50L49 158L51 157V162L53 161V159H52V156L51 155H53V158L54 159H57V160H55V161H53L52 163L54 164L55 162H56V164H55V166L54 165H50L51 164V162H50V164L49 163H46V165L48 164V168L46 167V165L44 164V163H40L39 165L38 164H34L32 161L34 160V162H37V161H35L36 159H37V157L36 158H34L35 156V154ZM52 153V154H51ZM215 153V154H214ZM49 154H50V157H49ZM13 155H17L18 157H19V159H18V157L16 156V159L14 158V156ZM21 155H25V156H29V155H31V156H29V159H28V157H27V160L26 159H22V157L23 156H21ZM41 155V157H39ZM42 155H46L45 157L44 156H42ZM76 155V156H75ZM80 155H82L83 157H81ZM170 155V156H169ZM177 155V156H176ZM201 155H203V156H201ZM34 156V157H33ZM55 156H57L56 158H55ZM87 156V157H86ZM263 156V157H262ZM30 157H32L33 158V160H32V158L30 159ZM49 157V158H48ZM78 157H79V160H78ZM48 158V159H47ZM86 159V160H83V159ZM193 158V159H192ZM46 159V160H45ZM252 159V160H251ZM17 160V161H16ZM29 161V160H31V161H29V163H23L24 161ZM45 160V161H44ZM135 160V161H134ZM142 160V161H141ZM4 161V162H3ZM9 162V163H7L6 164V162ZM12 163H14V164H12ZM83 161H85V162H83ZM263 161V162H262ZM2 162L4 163V164H2ZM23 163V166L21 165V163ZM31 162H32V164H34V165H37L36 167L38 168L39 166H40V168H42L43 166L42 165H45V168H47V169H45L44 167L42 168V171H40L39 172V170H41V169H39L38 168V170H37V168L36 167H34V166H31ZM82 162V163H81ZM173 162V163H172ZM142 165H141V164ZM186 163V164H185ZM248 163H250V164H248ZM262 163V164H261ZM26 164V165H25ZM29 164V165H28ZM60 164H62V163H60ZM139 164V165H138ZM144 164V165H143ZM175 164V165H174ZM212 164H214V165H212ZM259 164H260V166H259ZM10 165V166H9ZM12 165H14V166H12ZM186 165H188V166H186ZM227 165V166H226ZM236 166V167H234V168H232L233 166ZM243 165V166H242ZM251 165V166H250ZM261 165H263V166H261ZM6 166H8V168L6 167ZM26 166H29V167H31V168H29V167H27V170H26ZM51 168H50V167ZM54 166V167H53ZM92 166H94V165H92ZM135 166V167H134ZM138 166V167H137ZM186 166V167H185ZM212 166V167H211ZM246 166H248L247 168H246ZM11 167V168H10ZM13 167H14V169H13ZM25 167V168H24ZM34 167V168H33ZM149 167H152L153 168V172H156L157 173V175H154L153 177H151V176H149V177H147L148 179H145L146 177L144 176L143 178H142V181L140 180V179H138L139 177H140V174L138 173V171H141L142 172V174H146V173H149V171H148V169H149ZM169 167V168H168ZM189 167V168H188ZM263 167V168H262ZM24 168V170H22ZM28 168H29V171H28ZM32 168L33 169H35V172L32 170ZM50 168V169H49ZM156 168V169H155ZM216 168V169H215ZM222 168V170L225 168V169H227V171L224 169L223 171H221L220 169ZM228 168H229V170L230 171H228ZM246 168V169H245ZM260 168H262L261 170H260ZM16 169V170H15ZM54 169H56L55 171H54ZM139 169V170H138ZM179 169V170H178ZM209 169H211L212 171H210ZM215 169V170H214ZM234 171H233V170ZM18 170V171H17ZM22 170V171H21ZM31 170H32V175L30 174V175H28L29 173H31ZM49 170V171H48ZM51 170V171H50ZM217 170V171H216ZM260 171L259 172V174H257L258 173V171ZM10 173H9V172ZM13 171V172H12ZM38 171V172H37ZM54 171V172H53ZM216 171V172H215ZM224 171H225V175H224ZM16 174H18V175H16ZM20 172L23 174V173H25V174H23V178H25V179H22V174H21V176H20ZM48 172V173H47ZM145 172V173H144ZM211 172V173H210ZM214 173V175H213V173ZM217 172H221L220 174L219 173H217ZM236 172V173H235ZM247 172V173H246ZM263 172V173H262ZM4 173V174H3ZM35 173H37V174H35ZM38 173H40V176L38 175ZM52 173V174H51ZM175 173V174H174ZM231 174V175H228V174ZM233 173H235V174H233ZM3 174V175H2ZM13 174H15V175H13ZM135 175L134 177L132 176V175ZM185 174V175H184ZM200 174H202L201 175V177L199 176ZM212 174V175H211ZM219 174V175H218ZM223 176H222V175ZM172 175V176H171ZM204 175V176H203ZM217 175V176H216ZM261 175V177L262 178H260V177H257V176H260ZM27 176V177H26ZM38 176V177H37ZM42 176V177H41ZM47 176V177H46ZM163 176H165V177H167V178H164ZM170 176V177H169ZM174 176V177H173ZM205 177L204 179H202L203 177ZM210 176V177H209ZM216 177V179H215V177ZM221 178H220V177ZM41 177V179H39ZM45 177V178H44ZM197 177H200L203 181L202 182H198V180H196V178ZM206 177H207V179H206ZM213 177V178H212ZM219 177V178H218ZM222 177L224 178V179H222ZM153 178V179H152ZM164 178V179H163ZM171 178V179H170ZM191 178H193L192 180H191ZM230 180H229V179ZM16 179V178H15ZM28 179V180H27ZM161 179H162V181H161ZM186 179V180H185ZM190 179V181L191 182H193L194 184H199V183H201L200 185L201 186H203L204 184L206 185V186H209V187H211V190H207L206 189V187L204 188V186L203 187H201V188H199L200 186H198V187H195V185L193 184V183H191V182H189L188 183V180ZM201 179H199V180H201ZM206 179V180H205ZM212 179H214V180H212L213 182H211V180ZM218 179V180H217ZM258 179H261L262 181L261 182H259L258 181ZM35 180V181H36ZM176 180V181H175ZM205 180V181H204ZM217 181V183L216 184H218V185H220L219 187H217V185H214L213 183H214V181ZM222 180H224V181H222ZM228 180V181H227ZM25 181V182H24ZM131 181H128V182H126L125 183V185H127L128 183L130 184L131 183ZM145 181H147L146 182V184H145ZM149 181V182H148ZM195 181V182H194ZM215 181V182H216ZM220 181H222V182H220ZM257 181V182H256ZM139 182H141L142 184L140 185V183ZM184 182V183H183ZM203 182H204V184H203ZM205 182H207V183H205ZM219 182H220V184H219ZM21 185H20V184ZM151 183V184H150ZM191 183V184H190ZM211 183V184H210ZM224 183V184H223ZM36 184V185H37ZM150 184V185H149ZM186 185V186H184V187H182L183 185ZM188 184V185H187ZM258 184H262L261 185V187H260V185H258ZM23 185V186H22ZM182 185V186H181ZM195 188H198V189H195ZM257 186V187H256ZM143 187V188H142ZM170 187H172V186H170ZM213 187L215 188V187H217L218 188V193H219V195H218V193H217V191H216V189H213ZM255 187L257 188V189H255ZM157 188V187H156ZM183 188H185V189H183L184 191H182V189ZM208 188V187H207ZM259 188V189H258ZM263 188V189H262ZM202 189H203V192H202ZM206 189V191H204ZM224 189V190H223ZM156 190V189H155ZM214 190L216 191V193L214 192ZM255 190V191H254ZM145 191V192H144ZM150 191V192H149ZM208 191H213L215 194L214 195H218L219 196V198L221 199H218V201L217 202H219V203H217V202H214L213 200L215 199V198H217V196H215V198L213 199V197H214V195L212 194V193H210L209 192V195L211 194L212 195V197H211V195L210 196H208L207 194H208ZM221 191H223V192H221ZM136 192H138V191H136ZM139 192V193H140ZM149 192V193H148ZM207 192V196H208V198L207 199H209L208 201H206L207 203L210 201V199L212 198V200L210 201V205L211 204H213V202L215 203V205L216 206H214L215 207V213H214V211H213V213L215 214V216H214V214L212 213L211 214V216H210V212L208 213V211L207 212H205L204 210H202L201 208H203L204 209V206H205V208L207 207V205H204L206 202H205V200H207L204 196H206V195H204V194H202V193H206ZM144 193V194H143ZM200 195H199V194ZM202 194V195H201ZM257 194V195H256ZM204 195V196H203ZM197 196H201L200 198L199 197H197ZM148 197L150 198V200H152L151 201V203L149 202V199H148ZM151 197H153V199L151 198ZM194 197L192 198L193 200H194ZM211 197V198H210ZM185 198H187V199H185ZM98 200H96L95 202L96 203H99V200L101 201V203L103 204V200L104 199H106V197L104 198L103 197V199H102V197L99 199V198H97ZM109 199L111 200V199H113V197L111 196V198H110V196H109ZM143 199V200H142ZM184 199H185V201H184ZM118 199H116V201H117ZM145 200H148V201H145ZM119 201V200H118ZM118 201H117V203H118ZM147 202V203H146ZM205 202V203H204ZM212 202V203H211ZM224 202V204L226 205V207H225V205H223L222 203ZM194 203H199V205L200 206H198V204H197V206L198 207H195L196 206V204L194 205ZM206 203V204H207ZM217 203V204H216ZM100 204V203H99ZM99 204H98V206H99ZM140 204V203H139ZM140 204V205H141ZM151 204V205H150ZM219 204H221V207H222V209L224 208V210H222L223 212L225 211V215L223 214V215H221L223 212H219V215L217 214V210L219 211V210H221L220 209V207L218 208L217 207V205L218 206H220ZM232 204V205H231ZM131 206H133V204L131 203L130 204ZM140 205H139V207H140ZM148 205V206H147ZM181 205V204H180ZM194 206L193 208H194V211H193V208L192 207H189V206ZM204 205V206H203ZM209 205V204H208ZM214 205V204H213ZM131 206H129L128 208L129 209H131L130 211H131V213H129V209H128V213L126 212L125 214H127V215H125L126 217L127 216H130V217H132V215H133V213H132V211H133V209H134V207H131ZM143 206H141V207H143ZM230 206V207H229ZM209 207V206H208ZM208 207L206 208V209H208ZM211 207V206H210ZM213 207V206H212ZM211 207V208H212ZM213 207V208H214ZM229 209H228V208ZM184 208L185 209H187V207H186V205L184 206ZM192 208V209H191ZM200 208V209H199ZM218 208V209H217ZM202 210V211H201ZM208 210H211L210 208L208 209ZM189 213V212H188ZM206 213H207V215L209 214V216L211 217V219H210V217L209 216H206ZM228 213V214H227ZM185 214H186V212H185ZM191 214H187V216L188 215H191ZM228 215V216H227ZM195 216V217H194ZM217 216V218L218 219H215V217ZM219 216V217H218ZM223 216H225V217H223ZM214 217V218H213ZM190 218V217H189ZM195 218V219H194ZM197 218H199L198 216H197ZM207 218L208 219H210V222L212 223V219H214L213 220V223L212 224H210V222L208 221L207 222V224H206V221H207ZM133 218H129V220H128V218H127V220H128V227H129V232H125V233H131L132 234V232L130 231L131 229L130 228H132V226L134 225V220H132ZM202 219H201V222H202ZM223 219H226V220H224L223 221ZM185 220V219H184ZM84 218H80V219H76L75 220V223H74V225H73V227L71 228V229H69L68 231H67V234L66 235H68V237L66 238V240L65 241H70V242H68V245H70V247H71V250H73V247L74 246H76L75 248L76 249H78V250H76L75 248H74V250H76V252L73 250L71 253H70V250H69V255L71 254V256L73 255V252H74V255L77 253V251L79 252V254H76V256L77 257H79V259H80V255L82 256V258H83V256H84V254H85V250H83V251H81L83 248L82 247H80L79 245V241L81 240V238H83V237H85V235H83V233H82V228L83 229H85L84 228V226H86V224L84 225ZM94 220H92V222H93ZM130 221V222H129ZM142 221V220H141ZM145 221V219H143V222ZM192 221H191V223H192ZM195 221H197V223L195 222ZM192 224H189V227L191 226V231H192V233H194L195 234V232L197 233V231L199 230V228H197L198 227V223L200 222V220L199 219H197V220H195ZM133 223V225H132V223ZM184 222H186V220L185 221H183L182 222V224H184ZM190 222V221H189ZM94 223V222H93ZM198 224L197 226H196V224ZM83 224V225H82ZM159 223L156 225V228H158V230L156 229V228H154L156 231H159V233H161V235H159V237H160V239H162V238H164L165 239V241L166 242H168L167 241V239L162 235V230H161V228H159ZM192 225H194V226H196V227H192ZM88 226V225H87ZM81 227V228H80ZM127 227V228H128ZM161 227V226H160ZM204 227L202 228L204 231H200V232H205L206 230H207V228L206 229H204ZM195 228H197V229H195ZM193 229H195V230H197V231H193ZM127 230V229H126ZM127 230V231H128ZM184 231V233H182ZM198 231V232H199ZM182 232H180L179 233V231L177 230L175 233L173 232L172 234V236H171V239H173V240H170V241H175L176 242V240H177V242L180 240V242H179V245H180V243H181V241H184V234H185V232L187 233V234H189L188 232H190V231H186V230H183L182 229ZM136 233V232H135ZM133 234L134 236L131 238V241H132V239L134 240H136V242L135 241H133V242H135V243H137V242H140L141 243V241H142V239L141 238H139V237H137V238H135L136 237V235H137V233L136 234ZM183 235H182V234ZM191 232H190V234L189 235H191V237L189 236V235H187L186 234V236H187V238H185V239H192L193 241H194V239L196 238V236H197V234H195L196 236H195V238L193 237L194 235L192 234ZM73 234V235H72ZM84 234H86V232L84 233ZM182 236H181V235ZM66 235H64V237H66ZM82 235V236H81ZM130 235V234H129ZM202 235H203V233H202ZM255 235V236H254ZM131 236V235H130ZM174 236H175V238H174ZM188 236H189V238H188ZM76 237V238H75ZM87 237V236H86ZM179 237H181V238H179ZM75 239V241H74V239ZM128 238V237H127ZM65 239V238H64ZM68 239H70V240H68ZM80 239V240H79ZM137 239H138V241H137ZM159 239V238H158ZM163 239V240H164ZM175 239V240H174ZM188 240L189 242H191L192 240ZM73 240V241H72ZM83 240H84V238H83ZM145 240H146V238H145ZM163 240H160L159 241V243L161 244H157L158 246L160 245V246H162V243H161V241H163ZM77 241V242H76ZM86 241V240H85ZM130 241V240H129ZM164 241V242H165ZM197 241V240H196ZM73 242V243H72ZM133 242H130L131 243V245H132V243ZM149 242H151V238L149 239L148 238V240L147 241H145L144 242V246H145V248L146 249H149V247H150V252H152L153 250V247H152V245H153V243H149ZM173 242H170L169 243V247H168V249H165L166 251V253H165V255L166 254H168V252H170L171 254L174 252V251H176V250H179L180 248H179V246L177 245L178 243L176 242H174L175 244L173 245V246H175V247H178L177 249H175V247H174V251H173V249L170 247V244H173ZM186 243L183 247L184 248H186L185 246L188 244H190V243ZM74 243H76L75 245H74ZM111 243H113V241L111 242ZM111 243H109V247H110V249H109V247H107L108 249H109V252H112L111 251V246H112V249H114L113 248V245L111 244ZM134 243V244H135ZM158 243V242H157ZM192 243V242H191ZM147 244H150L149 245V247H148V245ZM73 245V246H72ZM81 248V250L79 249V247ZM140 244H138V246H139ZM188 245H187V248H188ZM172 246V245H171ZM172 246V247H173ZM136 248V250H137V252L139 251V249H140V253H144L145 252V250H144V252L142 251L143 249L139 246V247H137V246H132L130 249L131 250H133L134 251V249L133 248ZM183 247H182V250H184V251H186L185 249H183ZM102 248V247H101ZM100 248V249H101ZM106 248V247H105ZM105 248H103V250L105 249ZM144 248V249H145ZM160 248H162V247H160ZM159 248V249H160ZM186 248V249H187ZM1 249V251H0V256L1 255H3V253L4 254H6L5 255V257H3L4 259H0V264H27L28 262V264H37V262H38V264H50V259L52 258V256H50L51 258H48L49 257V255H53V259H51V260H53V261H51V263H53V264H55V262H57V261H55V259H59L58 261H61L60 262V264H67L68 262L66 261V259H65V257L63 256L64 254L62 253V251H59V249L56 251H51L50 252V249H48V248H44V247H42V246H35L34 248H24V249H19V250H15V251H10V250H6L5 248H0ZM46 249H48V250H46ZM108 249L105 251V253L106 252H108ZM169 249H171V251H173V252H171V251H169ZM6 250V251H5ZM99 249H96V251L94 250V248H93V253L95 254V255H98V257L100 256L99 254H102V252H101V250L99 251V252H97ZM135 250V251H136ZM149 250L147 251V254L149 253ZM155 250V249H154ZM161 250V249H160ZM163 250V249H162ZM182 250H179L178 251V253H177V255L179 254V255H181V256H183V255H185V254H188V252L189 251H186V252H181ZM188 250H190V249H188ZM236 250V251H235ZM96 253H95V252ZM133 251H132V254H135V253H133ZM159 251V250H158ZM157 251V254L158 253H160L161 251H159L158 252ZM228 251V252H227ZM55 252V253H54ZM81 252H83L82 254H81ZM163 252V251H162ZM161 252V253H162ZM182 254H181V253ZM239 252V253H238ZM27 253V254H26ZM97 253H99V254H97ZM160 253V254H161ZM169 253V254H170ZM185 253V254H184ZM13 254H14V256H13ZM17 254V255H16ZM48 254V255H47ZM103 254H104V252H103ZM108 254V253H107ZM124 254V256H125V253H123ZM159 254V255H160ZM168 254V255H169ZM45 255V256H44ZM115 255H116V253H115ZM115 255H113V258L114 259H112L111 260V258H112V255H109L108 254V256H106V258L108 257L109 258V260L107 259L106 261H104L103 260V258L104 257H102V258H98V259H96L94 262L93 261H91V262H93V263H95L96 261V263H98V264H105L107 261H108V263L110 262V260H111V262H113L114 260V262H116V264H118L117 262H119L120 261V256H115ZM155 255H156V253H155ZM173 255H176V252L175 253H173ZM177 255L174 257L173 256V258H172V260L174 259V258H176L177 257ZM178 255V256H179ZM11 256H13V257H11ZM142 256H146V254L144 253V255H142ZM149 256V255H148ZM157 257H154L151 261H150V263L152 262V261H154L156 258L158 259L159 257H158V255H156ZM23 257V258H22ZM45 257H46V259H45ZM61 257H63V258H60ZM111 257V258H110ZM119 259H117V258ZM147 257V256H146ZM145 257V259H146V262L144 263V264H150L149 263V260L151 259V257H153V256H151L150 255V259L148 260L147 258ZM171 257V256H170ZM13 258V259H12ZM26 258V259H25ZM81 258V259H82ZM84 258H86L85 256H84ZM166 258H168V256L166 255ZM22 259H24L23 261H22ZM31 259V260H30ZM49 259V260H48ZM80 259V260H81ZM101 259V260H100ZM125 259V257L123 258V256H122V261H120L121 262V264H123V263H125V264H128L127 263V261L126 260H124ZM157 259H156V261H157ZM181 260V257L179 258H176V260ZM224 259V260H223ZM13 260V261H12ZM16 260V261H15ZM19 260V261H18ZM83 260V259H82ZM87 260V259H86ZM86 260H83V261H81L82 262V264L83 263H85L84 261H86ZM176 260H174L175 262H176ZM223 260V261H222ZM15 261V262H14ZM20 261H22V262H20ZM31 261V262H30ZM33 261V262H32ZM46 261H49V263H47ZM77 261V260H76ZM104 261V262H103ZM20 262V263H19ZM65 262V263H64ZM67 262V263H66ZM80 262V263H81ZM90 262V263H91ZM110 262V263H111ZM113 262V264H115ZM173 262V261H172ZM174 262V263H175ZM57 263H59V262H57ZM95 263V264H96ZM180 263V262H179ZM179 263H177V264H179ZM107 264V263H106ZM112 264V263H111ZM120 264V263H119Z\"/></svg>", "mask_w": 264, "mask_h": 264}, {"label": "bare ground", "instance_id": "6f19581e", "mask_svg": "<svg viewBox=\"0 0 264 264\" xmlns=\"http://www.w3.org/2000/svg\"><path fill=\"white\" fill-rule=\"evenodd\" d=\"M6 1H8V0H6ZM132 1H135V0H132ZM137 1V0H136ZM140 0H138V2H139ZM160 1V0H159ZM241 1V0H240ZM251 2L253 1V0H250ZM255 1V3H256V0H254ZM259 1V0H258ZM257 1V2H258ZM1 2V1H0ZM20 2V1H19ZM137 2V3H138ZM220 2V1H219ZM244 2V1H243ZM11 3V2H10ZM161 3V2H160ZM4 4V3H3ZM15 4V3H14ZM195 4V3H194ZM206 4H210V2L208 3V2H206ZM232 4V3H231ZM238 4V3H237ZM241 4V3H240ZM258 4V3H257ZM16 5V4H15ZM28 5V4H27ZM27 5H25V6H27ZM135 5V4H134ZM139 5H140V2H139ZM163 5V4H162ZM188 5V4H187ZM202 5H203V3H202ZM226 5H228V3H226ZM4 6H6V5H4ZM29 6H30V4H29ZM33 5H31V7H32ZM165 6H166V8H167V4H165ZM238 6V5H237ZM242 6H243V4H242ZM247 6V5H246ZM246 6L244 7V9L246 8ZM12 7H13V3H12ZM24 7V6H23ZM30 7V8H31ZM196 7V6H195ZM202 7V6H201ZM204 7V6H203ZM206 7H208V5H206ZM221 7V6H220ZM220 7H219V9H220ZM228 7V6H227ZM248 7V6H247ZM254 7V6H253ZM4 8V7H3ZM27 8V7H26ZM164 8V7H163ZM163 8L161 9L162 11H163ZM229 8H231L230 6H229ZM249 8H250V6H249ZM249 8H247V10H249ZM252 8V7H251ZM255 8V7H254ZM9 9V8H8ZM160 9V8H159ZM202 9V8H201ZM212 9V8H211ZM238 9V8H237ZM240 9V8H239ZM256 9V8H255ZM263 9V8H262ZM11 10V9H10ZM15 10V9H14ZM13 10V11H14ZM20 10V9H19ZM138 10H140V9H138ZM164 10H165V8H164ZM194 10V9H193ZM204 10V9H203ZM208 8H207V12H208ZM221 10V9H220ZM232 10H233V8H232ZM7 11V10H6ZM12 11V10H11ZM144 11V10H143ZM162 11H160V12H162ZM172 11V10H171ZM255 12H256V10H254ZM258 11V10H257ZM2 12V11H1ZM20 12V11H19ZM145 12V11H144ZM144 12H142V13H144ZM147 12V11H146ZM153 12V11H152ZM219 12V11H218ZM229 12V11H228ZM240 12V11H239ZM246 12H248V11H246ZM7 13H9V11L7 12ZM140 13V12H139ZM141 13V14H142ZM148 13V12H147ZM194 13V12H193ZM198 13V12H197ZM232 13V12H231ZM258 13V12H257ZM261 13H262V10H261ZM264 13V12H263ZM4 14H6V13H4ZM27 14H29V13H27ZM141 14H139V15H141ZM149 14V13H148ZM180 14V13H179ZM188 14V13H187ZM187 14H186V17H187ZM211 14H213V12L211 11ZM211 14H210V16H211ZM239 14V13H238ZM237 14V15H238ZM251 14V13H250ZM2 15V16H1ZM0 16L1 17H3V14H1ZM18 15H20V14H18ZM30 15V14H29ZM138 15V14H137ZM170 15H171V13H170ZM175 15V14H174ZM190 15V14H189ZM226 15V14H225ZM241 15V14H240ZM247 15V18H248V14H246ZM245 15V16H246ZM252 16H254V17H256V16H258V14L256 15V14H251ZM5 16V15H4ZM8 16V15H7ZM15 16V15H14ZM21 16V15H20ZM124 16V15H123ZM130 16V15H129ZM128 16V17H129ZM134 16V15H133ZM145 16V15H144ZM144 16H143V18H144ZM151 16V15H150ZM150 16H148V17H150ZM162 17H163V15H161ZM172 16V15H171ZM228 16V15H227ZM244 16V15H243ZM12 17V16H11ZM169 17V16H168ZM181 17V16H180ZM203 17V16H202ZM206 17V16H205ZM229 17V16H228ZM250 17V16H249ZM259 17H261V19H263L262 17H264V16H259ZM258 17V18H259ZM8 18V17H7ZM25 18V17H24ZM28 18V17H27ZM136 18V17H135ZM179 18V17H178ZM184 18V17H183ZM191 18H194L193 16L191 17ZM222 18H223V16H222ZM257 18V17H256ZM255 18V19H256ZM257 18V19H258ZM4 19V18H3ZM29 19H31V18H29ZM112 19V18H111ZM131 19V18H130ZM138 19V18H137ZM145 19V18H144ZM148 18H146V20H147ZM223 19H225V17L223 18ZM244 19H246V18H244ZM243 19V20H244ZM260 19V18H259ZM11 20H12V18H11ZM34 20V19H33ZM151 20H152V18H151ZM230 20V22H231V18L229 19ZM252 20V19H251ZM1 21V20H0ZM6 21V20H5ZM4 20H3V22H2V24H1V22H0V26H1V29L3 30L4 28H6V26H7V31L8 30H11L12 31V33H13V31H14V33H17V32H20V33H18L19 34V36H17V34L16 35H12V36H10L12 33L9 31V33H7V35L9 36V38H11L12 37V39H9V38H2L1 36V38H0V41H2V40H5V41H2V42H5V43H3V44H6L5 46H6V48H5V50L8 48V50H6L5 52H4V50L2 51V49H0V53H3V55L2 56H4V57H2V59L0 58V73H2L3 75L0 77V93L1 92H3V90L6 92L4 95H2L3 93H1L0 95L1 96H4V99H2V97H0V99H2L1 101H0V112H3L2 113V115L3 114H7V116L9 115V113L10 112H12V110L14 109V111H16V109L18 108V109H21V111L20 112H22V104L23 103H21L22 101H24V100H26V105H27V103L29 102L27 99H30V96L33 94H35L36 92H38V88L40 87V86H37L36 87V85H41V83H33V85L35 86V87H33L32 85L30 86L31 88H28V89H30V91H31V93H30V91H29V95L27 94V92H26V94H27V96H22V95H20V94H16L15 96H17L18 95V97H21L22 98V101H21V99H19V98H17L16 97V99H19V100H16V99H14L12 96H13V93H16V90L17 89H19L18 91L20 92V89H22V88H19L20 87V83H19V77H24L25 75H21L20 74V72L23 74V73H25L26 75H27V77H24L25 78V80L27 79H29L28 81L29 82H27V84L29 83V84H32V81L31 80H33V82L35 81V82H37L38 80V82H43L44 84L46 83L44 80H47V79H44L43 77H44V75L42 76V75H40V73L41 72H43V71H38V69L40 70V68H36V67H39L38 66V61H37V59L35 58V53H37V54H41V52H39V51H37V50H40V48H41V45L42 46H44L45 47V45H47V43H48V45H49V47H53L54 45H55V40L54 41H52L51 43H53V44H49V42L47 41V43H46V38L45 37H43L42 35H43V33H42V35H41V37L42 38H45V39H43V40H41L40 42H39V38H41L40 36H38L37 35V33H36V38L38 39V42L40 43L39 44V49H38V42L37 43H35L34 42V40H37L36 38L34 39V37H33V39H32V37L30 36V38L32 39L31 41H30V39H28V41H26L27 39H25L26 37H27V35L28 34H30V33H27L28 32V30H27V32H26V29L24 28V26H22L21 27V25H24V23H25V20H24V23L23 22H21L22 24L21 25H19V30L17 29V28H15L14 26H16V25H18L17 23H16V25H13L12 26V24H10L12 27H14L13 29H11L12 27H9V24L7 23V22H5ZM8 21V20H7ZM10 21V20H9ZM17 21H19V19L17 20ZM16 21V22H17ZM23 21V20H22ZM26 21H29V20H26ZM31 21V20H30ZM110 21V20H109ZM108 21V22H109ZM130 21V20H129ZM142 21V20H141ZM149 21H150V19L148 20V21H145V22H147V24L149 23ZM175 21V20H174ZM179 21L180 20H177V22L179 23ZM183 21V24H184V20H182ZM191 21V22H190ZM189 22L190 23H192V21L193 20H190ZM204 21H206L205 19H203V21H200L199 23L202 25V24H205L206 25V22H208V21H206V22H204ZM213 21H215V20H213ZM213 21H211V22H213ZM218 21H220V20H217L216 22H218ZM247 21V20H246ZM248 21H250V20H248ZM255 21V20H254ZM254 21H250L252 24H253V26H254V23H256V21L254 22ZM106 22V21H105ZM113 22V21H112ZM116 22H118V21H116ZM133 22L135 23V20H133ZM132 22V23H133ZM137 22H139L138 20H137ZM136 22V23H137ZM151 22H153V20L151 21ZM176 22V21H175ZM188 22V23H189ZM197 21L196 20H194L193 21V23H196ZM202 22V23H201ZM210 22V21H209ZM209 23V24H211L212 25V23ZM229 22V21H228ZM242 22V21H241ZM4 23H7V25L6 26H4ZM13 23V22H12ZM34 23V22H33ZM114 23V22H113ZM120 23H122V20H121V22ZM124 23V22H123ZM122 23V24H123ZM126 23V22H125ZM124 23V24H125ZM128 23V22H127ZM127 23H126V25H127ZM142 23H144V21H142ZM155 23H157V21L155 20ZM171 23L173 24V21H171ZM176 24V23H174V25L176 24L177 26L178 25H182V22L180 23V24ZM188 23H186L185 22V25L186 24H188ZM191 24L192 26L193 25H198L199 23L197 22V24ZM221 23V22H220ZM226 22H224V26L225 25H227V24H225ZM236 23V22H235ZM234 23V24H235ZM244 23V22H243ZM246 23V22H245ZM28 24H30V23H28ZM27 24V25H28ZM124 24L123 25H121L122 26V28L121 29H124L123 31H125V29H127L128 28V26L126 27V28H123L124 27ZM138 24V23H137ZM144 24H146V23H144ZM166 24H168V23H166ZM200 24H199V27H201L200 26ZM208 24V23H207ZM208 24V25H209ZM229 24V23H228ZM233 24V25H234ZM37 25V24H36ZM114 25H116L115 23H114ZM181 25H180V27H181ZM185 25H182V29H184L185 27H183V26H185ZM208 25H206V26H208ZM247 25V24H246ZM249 25H251V24H249ZM111 27H114V32H115V30L118 28L119 29V27H115V26H113V25H110ZM116 26H120V24L119 25H116ZM140 25H132V26H130L132 29L135 27L136 29L138 28L139 30L141 29V27H139ZM156 26H158L157 24H156ZM163 26H165V25H163ZM176 26V27H177ZM203 26V25H202ZM210 26V25H209ZM216 26V25H215ZM220 26H223L222 24L220 25ZM223 26V27H224ZM238 26V25H237ZM245 25H243V27H244ZM17 27V26H16ZM25 27H26V23H25ZM32 27V26H31ZM38 27V26H37ZM172 27V26H171ZM175 27V26H174ZM179 27V26H178ZM187 27V26H186ZM218 26H216L215 28H217ZM226 27H228V26H226ZM252 27V26H251ZM257 27V26H256ZM9 28V29H8ZM30 28V27H29ZM131 28H128V32H126V33H129V31H131ZM161 28V27H160ZM189 28V27H188ZM191 28V27H190ZM193 28V27H192ZM192 28L191 29H187L186 31L188 32V31H191L192 30ZM195 28V27H194ZM193 28V30L192 31H196V29H194ZM203 28H206L205 26L203 27ZM212 28H214L213 26H212ZM214 28V29H215ZM220 28H222V27H220ZM232 28V27H231ZM233 28H235V27H233ZM18 31H17V30ZM22 29L25 31H23L24 33H26L25 35H26V37H23V36H25L24 34H22L23 32H22ZM28 29V28H27ZM32 29H33V27H32ZM35 29V28H34ZM121 29H119V30H121ZM136 29L134 30V31H131V33L133 32V37L132 36H130L132 39L134 38V34H136L137 32H136ZM156 29H158L157 27H156ZM175 29V28H174ZM182 29H180L181 31H182ZM186 29V28H185ZM185 29L183 30V31H185ZM214 29H213V31H214ZM236 29V28H235ZM1 30V31H2ZM37 30V29H36ZM138 30V31H139ZM158 30H160V29H158ZM158 30H155V31H158ZM163 30V29H162ZM165 30V29H164ZM180 30H178V31H180ZM218 30V29H217ZM216 30V31H217ZM225 30H226V28H225ZM227 30H228V28H227ZM231 30V29H230ZM3 31H5V34H6V30H3ZM3 31L1 32V34H3ZM30 31V30H29ZM35 31V30H34ZM39 31V30H38ZM142 31V30H141ZM173 31V30H172ZM177 31V30H176ZM185 31V32H186ZM192 31L191 32H188V34L190 33V35L192 34ZM195 31L193 32L194 33V35L196 34L195 33ZM207 31V30H206ZM205 31V32H206ZM219 31V30H218ZM221 31V30H220ZM40 32V31H39ZM120 32V31H119ZM136 32V33H135ZM143 32V31H142ZM162 32H164V31H158V33H159V35H162L163 33ZM166 32V31H165ZM197 32V31H196ZM236 32V31H235ZM252 32V31H251ZM11 33V34H10ZM13 33V34H14ZM41 33V32H40ZM80 32H78L77 34L78 35H81V34H79ZM125 33V32H124ZM141 33V32H140ZM157 33V32H156ZM158 33H157V35H158ZM210 33V32H209ZM214 33V32H213ZM212 33V34H213ZM248 33V32H247ZM250 33V32H249ZM10 34V35H9ZM23 36H22V35ZM32 34H34V33H32ZM76 34V33H75ZM119 34V33H118ZM121 34V33H120ZM119 34V35H120ZM187 34V33H186ZM185 34V35H186ZM197 34H200V33H197ZM208 34V33H207ZM211 34V35H212ZM218 34V33H217ZM224 34V36L223 37H225V34H227V33H223ZM229 34V33H228ZM232 34H234V33H232ZM7 35H2L3 37H5V36H7ZM72 35H73V33H72ZM114 35V34H113ZM116 35H117V33L115 32V37H116ZM118 35V36H119ZM159 35H158V37L155 35V32H154V35H152V36H155L154 38L153 37H150V38H153V39H151V40H153V41H155V40H157L156 42L158 43V41H160V39L159 38H162L163 37V35L161 36V37H159ZM166 33H164V37H163V39L164 38H167V36L168 35H166ZM193 35V36H194ZM201 35H203V34H201ZM205 35V34H204ZM210 35V34H209ZM235 35V34H234ZM256 35V34H255ZM16 36V37H15ZM21 36V37H20ZM29 36V35H28ZM122 36V35H121ZM151 36V35H150ZM172 35H170L169 34V37H171ZM183 36V35H182ZM208 36V35H207ZM207 36L205 37L206 39H207ZM213 36V35H212ZM214 36H216V35H214ZM15 37V38H14ZM24 38L25 39V41L24 40H22V39H20V38ZM39 37V38H38ZM129 37V38H130ZM168 37V38H169ZM217 37V36H216ZM240 37V36H239ZM27 38H29V37H27ZM77 38V37H76ZM79 38V37H78ZM81 38V37H80ZM120 38H122V37H120ZM127 38H128V36H127ZM129 38H128V40H129ZM131 38H130V40H131ZM138 38H142V37H138ZM149 38V37H148ZM149 38V39H150ZM156 38V39H155ZM194 38H195V36H194ZM201 38V37H200ZM199 37H198V39L199 40H202V41H199V42H197V47H199V46H201V50H202V47H205L206 48V44H207V48L206 49H208V45H210V44H212V43H207V42H205L206 44L204 45L203 43H204V37H202L203 39H200ZM218 38H220V34H218ZM226 38H227V36H226ZM230 38V37H229ZM232 38V37H231ZM245 38V37H244ZM115 39V42H117L118 43V39H117V37L116 38H114ZM116 39H117V41H116ZM149 39H147V44L146 45H148L149 43H151L150 45H149V47H148V51L149 50H151V49H153L151 46H153L152 44H153V42L151 41V42H149L148 43V41H149ZM163 39H162V43L164 44V42H163ZM175 39H177V37L176 38H174V40ZM189 39V38H188ZM192 39H193V37H192ZM208 39L210 40V38L208 37ZM228 39V38H227ZM235 39V38H234ZM237 39V38H236ZM246 39V38H245ZM261 39V38H260ZM44 40H45V45H43L44 43ZM65 40H67V39H65ZM70 40H73V39H70ZM74 40L75 41H77V40H80V39H75V37H74ZM74 40H73V42H74ZM83 40V39H82ZM82 40H80V42L82 43ZM124 40V39H123ZM126 40V39H125ZM167 40V39H166ZM186 40V39H185ZM190 40V39H189ZM195 40L197 41V38H195ZM217 40V39H216ZM216 40H214V41H216ZM224 40H226V39H224L223 38V41ZM233 40V39H232ZM29 41L30 42H34V44H33V42L32 43H29ZM120 41H121V39H120ZM119 41V42H120ZM137 41H138V39H137ZM143 41H144V43H146L145 42V39H143ZM187 41V40H186ZM195 41V42H196ZM208 41V40H207ZM218 41V40H217ZM217 41H216V44H217ZM222 41V40H221ZM227 41V40H226ZM41 42H42V44H41ZM57 42V41H56ZM68 42V41H67ZM70 42V41H69ZM68 42V43H69ZM80 42L78 43V44H80ZM88 42V41H87ZM123 42H125V41H123ZM128 42V41H127ZM134 42V40L133 41H131V43H133ZM139 42V41H138ZM156 42H154V43H156ZM170 42H171V38H170ZM169 41H168V43H170ZM175 42V41H174ZM183 42H184V40H183ZM189 42V41H188ZM190 42H194V41H190ZM200 42L202 43L201 45H199L200 44ZM233 42V41H232ZM71 43V42H70ZM131 43H129L128 42V46H127V48H131V47H129V45L130 46H132L131 45ZM155 44L154 45V47L155 46H161V42H159L158 44ZM176 43V42H175ZM181 43V41H179V45H182V44H180ZM230 43V42H229ZM234 43H235V41H234ZM253 43V42H252ZM3 44L1 43V46H0V48H2L3 47ZM36 44H37V46H36ZM59 44V43H58ZM58 44H56L55 46H57ZM125 44V43H124ZM139 44V43H138ZM162 44V45H163ZM165 44H166V42H165ZM164 44V45H165ZM172 44V43H171ZM190 46H192L193 44L195 45L196 43H193L192 45H191V43H188ZM219 44V43H218ZM217 44V45H218ZM226 44H228V43H226ZM48 45H47V47L45 48L46 50H48V51H51L50 53H56V54H59L58 52H55V48L53 47V49H52V47H51V50H49V48H48ZM65 45V44H64ZM81 45V44H80ZM163 45V46H164ZM169 44H166V46L165 47H167ZM176 45V44H175ZM174 45V46H175ZM203 45V46H202ZM213 45V46H212ZM211 46H209L211 49H212V47L214 48V44H212ZM231 45V44H230ZM60 46L61 45H59V47H57V48H59L60 49ZM67 46L68 47H70L69 45H66V46H64V47H66V48H64V49H68L67 48ZM135 46H136V43H135ZM172 46H173V44H172ZM171 45H170V47H168V49H171V52H173L174 50H172V47ZM185 46H187V45H185ZM44 47H42V49L40 50V51H44V52H47V51H45L44 50ZM63 47V46H62ZM61 47V49L63 50V48ZM113 47V46H112ZM142 47V46H141ZM151 47V48H150ZM172 47V48H171ZM178 47V46H177ZM194 48L193 49H195L196 48V45L195 46H193ZM219 47V46H218ZM71 48V49H70ZM69 48V50H71L70 52L71 53H73V51H74V49L72 48V47H70ZM111 48V47H110ZM116 48V47H115ZM114 48V49H115ZM132 48H133V50H134V45L132 46ZM131 48V49H132ZM162 48V47H161ZM180 48V47H179ZM183 48H185V47H183ZM188 48V47H187ZM200 48V47H199ZM205 48H203V50L205 49ZM215 48H217V46H215ZM214 48V49H215ZM233 48V47H232ZM231 48V49H232ZM243 48V47H242ZM59 49H57V50H59ZM59 50V51H62V50ZM72 49H73V51H72ZM147 49V48H146ZM156 49H157V47H156ZM156 49H154L155 50V53H154V56H155V58L153 57V55H151V57L154 59V60H157L156 59V56L157 55H159L160 54V52L161 53H164L165 51L164 50H160V52L158 53V54H156L157 53V50ZM158 49H160V48H158ZM174 49V48H173ZM219 49V48H218ZM231 49H230V51H231ZM261 49V48H260ZM54 50V51H53ZM56 50V51H57ZM133 50H131V51H133ZM154 50H153V52H154ZM180 50V49H179ZM2 51V52H1ZM7 51H8V53H7ZM64 51V50H63ZM105 51H106V49H105ZM105 51H97V53L99 52L100 53V55H102V54H104V52ZM112 51V50H111ZM114 51V50H113ZM176 51V50H175ZM173 52V53H177L176 55L177 56H174V57H177L178 58V56L180 55V53H178V51L177 52ZM181 51V50H180ZM199 52H200V50H198ZM212 51V50H211ZM220 53H222L223 52V49L221 50L220 49ZM229 51V52H230ZM44 52H42V53H44ZM68 51H66L65 50V53L67 54L66 56H69L68 55V53H67ZM103 52V53H102ZM118 52V51H117ZM116 52V53H117ZM145 52V51H144ZM151 52H152V50H151ZM170 52V53H171ZM203 52V51H202ZM7 53V54H6ZM71 53H70V55H71ZM97 53H95V55L97 56V57H100V56H98L97 55ZM102 53V54H101ZM109 53V52H108ZM114 53V52H113ZM115 53V54H116ZM133 53H135V54H138V53H136V51L134 50L133 51ZM182 53V52H181ZM183 53H184V49H183ZM182 53V55H184ZM212 53V52H211ZM219 53V52H218ZM224 53V52H223ZM222 53V54H223ZM239 53H240V51H239ZM247 53V52H246ZM257 53V52H256ZM6 54V55H5ZM112 54V53H111ZM179 54V55H178ZM217 54V53H216ZM235 54V53H234ZM165 54H163V56H164ZM168 55V54H167ZM206 55H208L207 53H206ZM211 55V54H210ZM106 56H108V55H106V52H105V54H104V57L102 58V60L106 57ZM116 57H115V59L114 58H112V59H114L113 60V62H115V61H117V60H120L119 58H120V55H119V52H118V55H115ZM119 56V57H118ZM136 56H138V55H136ZM141 56V55H140ZM139 56V58H141V59H144L143 60V62L145 63H147V62H149V61H152L153 59L152 58H150V54L148 55L149 56V58L151 59V60H148V57H146V56H143V57H140ZM161 57H162V55H160ZM166 56V55H165ZM102 57V56H101ZM100 57V58H101ZM161 57L160 58H158V63H159V61H160V59H161ZM173 57V56H172ZM210 57H213V56H210ZM251 57V56H250ZM257 57H259V56H257ZM262 57V56H261ZM100 58H97V60H100V62L97 64V65H100V64H102L101 66H102V68H104L105 66L104 65H106V67H108V65H107V63H105V64H103L105 61L106 62H108V64L110 63V62H112V59H111V61H110V59H109V57H106V59L104 60V62L102 63L101 62V59ZM110 58H111V56H110ZM138 57H137V60L139 59ZM145 58H147V59H145ZM176 58V59H177ZM179 58H181V56H179ZM189 58V57H188ZM202 58V57H201ZM207 58H208V56H207ZM216 58V57H215ZM238 58V57H237ZM175 58H173L172 59V61H176V59L174 60ZM206 59V58H205ZM239 59V58H238ZM248 59V58H247ZM252 59V58H251ZM258 59V58H257ZM109 60V61H108ZM121 60H122V58H121ZM154 60L152 61V62H154ZM163 60H164V58H163ZM163 60H161V61H163ZM166 60V59H165ZM177 60H179L180 61V59H177ZM198 60V59H197ZM209 60V59H208ZM211 60V59H210ZM123 61V60H122ZM139 61V60H138ZM140 61H142V60H140ZM160 61V62H161ZM179 61H177V62H179ZM112 62V64H109V66L110 67H113V65H115L114 63ZM120 62V61H119ZM163 62H166V61H163ZM176 62V63H177ZM180 62H182V61H180ZM190 62V61H189ZM195 62H197V61H195ZM203 62V61H202ZM201 62V63H202ZM230 62V61H229ZM229 62L227 63V64H229ZM136 63H137V61H136ZM135 63V65H137ZM145 63V64H146ZM149 63H151V62H149ZM167 63H168V61H167ZM166 63V64H167ZM171 63V62H170ZM175 63V64H176ZM200 63V64H201ZM225 63V62H224ZM118 64V63H117ZM123 65H124V63H122ZM141 64L143 65V63L142 62H139V65H138V68L134 65V70H131V72L134 74V71H135V73L136 72H138L136 69H135V67L139 70V72H141V70H142V68H140L139 69V66H141ZM155 64V63H154ZM154 64L152 65L153 67H158L157 65H155L154 66ZM156 64H157V62H156ZM161 64V66L163 65L162 64V62L160 63ZM160 64H159V67H160ZM174 64V66H176ZM181 64V63H180ZM191 64V63H190ZM200 64H199V66H200ZM216 64V63H215ZM231 64V63H230ZM255 64V63H254ZM178 65H179V63H178ZM182 65V64H181ZM180 65V66H181ZM188 65V64H187ZM212 65V64H211ZM221 65V64H220ZM226 65V64H225ZM240 65V64H239ZM124 66H126V64L124 65ZM127 66H129V65H127ZM127 66L123 69V70H125L126 68H127ZM146 66H148V65H146ZM150 66V65H149ZM173 66V65H172ZM183 66V65H182ZM181 66V67H182ZM232 66V65H231ZM241 66H243L242 68H244V65H241ZM255 66H256V64H255ZM96 67H98V66H96ZM95 67V68H96ZM144 67V66H143ZM153 68L152 69V67H151V72H153V74H155L154 73V71H157L158 70V68ZM167 67V66H166ZM178 67V66H177ZM192 67H193V65H191V70H192ZM214 67H216V66H214ZM219 67V66H218ZM234 67H236V66H234ZM237 67H238V64H237ZM148 67H145V69H147ZM165 68V67H164ZM163 68V69H164ZM174 68V67H173ZM204 68V67H203ZM202 68V69H203ZM226 68H230V66L229 67H226ZM232 68V67H231ZM33 69V71L35 70V69H37V71H34V75L32 74V76H31V72L29 73V71L30 70H32ZM59 69V68H58ZM105 69V68H104ZM115 69H117V68H115ZM119 69V68H118ZM127 69H130V67H128ZM150 69V68H149ZM155 69H157V70H155ZM176 69V68H175ZM178 69V68H177ZM183 69V68H182ZM209 69V68H208ZM211 69V68H210ZM215 69V68H214ZM258 69V68H257ZM51 70V69H50ZM52 70H53V68H52ZM51 70V71H52ZM54 70H57V68H55ZM97 70V69H96ZM119 70H121V67H120V69ZM189 70H190V67H189ZM206 70V69H205ZM205 70H204V72H205ZM216 70V69H215ZM215 70H214V72H215ZM218 70V69H217ZM230 70V69H229ZM233 70V69H232ZM240 70V69H239ZM254 70V69H253ZM259 70V69H258ZM32 71V72H33ZM45 71L46 70H44V73H45ZM62 71V70H61ZM118 71V70H117ZM150 71H147V73L146 74H149L148 72H150ZM160 71V68H159V70H158V72ZM173 71V70H172ZM177 71V70H176ZM175 71V72H176ZM193 71V70H192ZM195 71V70H194ZM193 71V72H194ZM220 69H219V72L218 73H220ZM222 71H223V69H222ZM226 71H227V69H226ZM234 71V70H233ZM242 71V70H241ZM38 72H40V73H38ZM53 72V71H52ZM52 72H50L51 73V75H53L52 74ZM58 72L60 73V69L58 70ZM57 72V74H59ZM100 72H102L101 70L97 73V71L94 73V75H96V76H99V78L100 79H98L97 78V80H99V81H94V82H89V83H93V85L94 84H97L98 82L100 83V80L101 79H103V77H106V76H104V75H102V78H101V73ZM126 72H128V71H126ZM139 72H138V74H139ZM143 73L145 72L144 71V69H143V71H142ZM150 72V73H151ZM158 72H157V74H158ZM164 72V71H163ZM168 72V71H167ZM177 72H179V71H177ZM198 72V71H197ZM208 72V71H207ZM243 72V71H242ZM256 72H257V70H256ZM255 72V73H256ZM17 73H19L18 75H17ZM27 73H29V74H27ZM36 73H38V74H36ZM64 74V72L62 71L60 74ZM100 73V75H98ZM162 73V72H161ZM170 73H171V71H170ZM170 73H168V74H170ZM212 73V72H211ZM228 73H230V71L228 72ZM248 73H250V72H248ZM254 73V74H255ZM10 74V75H9ZM42 74V73H41ZM46 74V73H45ZM49 73H47L46 75H48ZM60 74H59V76H60ZM104 74V73H103ZM137 73L135 74L136 76H138L139 77V79H140V77L141 76H139ZM141 74V73H140ZM164 74V75H163ZM163 74H160V76L162 77H164V79L166 78L165 76H168L167 75V73H166V75H165V73H163ZM172 74V73H171ZM171 74H170V77L172 78L173 76L175 77L176 76V73H175V75L173 74L172 76H171ZM183 74V73H182ZM187 74V73H186ZM185 74V75H186ZM189 74V73H188ZM199 74H200V72H199ZM205 74V73H204ZM210 74V73H209ZM234 74V73H233ZM236 74V73H235ZM264 74V73H263ZM6 75H8V77H10V79L8 78V77H6ZM11 75H12V77H11ZM13 75H15V77H13ZM28 75H30V77H28ZM45 75V78L47 77ZM50 75V76H51ZM64 75H66V74H64ZM145 74H143V76H144ZM151 75H152V73H151ZM151 75H149L150 77H151V79H154V77H157V75L156 76H151ZM191 75H194L193 73L191 74ZM195 75H196V73H195ZM201 75V74H200ZM205 75H207V73L205 74ZM215 75H217V73H215L213 76L214 77H216ZM219 75V74H218ZM217 75V76H218ZM221 75V74H220ZM237 75V74H236ZM240 75V74H239ZM259 75H261V74H259ZM258 75V76H259ZM16 76H18L17 78H16ZM42 77V79H44L43 81H42V79H40L41 77ZM49 76V75H48ZM55 76H58V75H56V72H54V77ZM58 76V79L59 78H61V76L59 77ZM133 76V75H132ZM148 76V75H147ZM202 76H204V75H202ZM212 76V75H211ZM212 76V77H213ZM238 76V75H237ZM247 76V75H246ZM5 77H6V82H5ZM32 77V78H31ZM38 77H40L39 79H38ZM53 77V76H52ZM138 77H135L136 79L138 78ZM159 77V76H158ZM160 77V79H162ZM170 77H168L167 79H171ZM174 77L171 79V80H173L174 81ZM177 77V79L179 78L178 76H176ZM212 77L210 78V79H212ZM219 77V76H218ZM218 77H216V79L218 78ZM220 77H222V75L220 76ZM234 77V76H233ZM244 77V76H243ZM250 77V76H249ZM11 78H12V80H14V78H16L15 80L17 81V82H14V81H12L11 80ZM48 78V77H47ZM65 80H64V79ZM69 78H71V77H69ZM79 78V77H78ZM132 78H134V77H132ZM134 78V80H136ZM183 78H185V77H183ZM188 78V77H187ZM204 78V77H203ZM203 78H200V79H202L203 80ZM206 78H207V76H206ZM225 78V77H224ZM239 78V80H242V79H240V77H238ZM7 79H9V81H10V84H9V82L7 81ZM23 79V78H22ZM22 79H21V82L23 83V81H22ZM35 79V80H34ZM55 79L56 78H51L50 79V83H51V80H54V81H52V83L54 82V85H53V88L54 87H58V86H56L57 84H56V82L57 81H55ZM61 79H63L64 81L62 82V84L61 85H63V83L65 84V86H66V83L68 84V86L71 84V82L73 83V81L74 82H76V84L78 83V82H81L80 81V79H79V81H78V79L77 78H73L72 77V79H74V80H71V79H69V81L71 80V82L69 83L67 80L68 79H66V76L65 77H63L62 76V78ZM75 79H76V81H75ZM82 79H84V78H82ZM93 80H96V77H93L92 78ZM105 79V78H104ZM131 79V78H130ZM150 79V78H149ZM176 79V78H175ZM176 79V80H177ZM190 79V78H189ZM192 79H193V77H192ZM209 79V78H208ZM215 79V78H214ZM215 79V80H216ZM223 79V78H222ZM222 79H221V83H222ZM229 79V78H228ZM237 79V78H236ZM244 79H246L245 77H244ZM249 79V78H248ZM254 79H256V78H254ZM24 80V79H23ZM24 80V81H25ZM41 80V81H40ZM48 80H49V78H48ZM47 80V81H48ZM57 80V79H56ZM85 80V79H84ZM133 80V79H132ZM134 80H133V82H134ZM148 81V79H146V76H145V80H144V77H143V80L141 79V80H136V81H143V83L145 82V81ZM157 80V79H156ZM159 80V79H158ZM175 80V81H176ZM184 80V79H183ZM188 80V79H187ZM195 80V79H194ZM194 80L192 81L193 83H194ZM217 80H219V78L217 79ZM216 80V81H217ZM239 80H238V82H239ZM31 81V82H30ZM62 80H60V82H61ZM106 81H107V79H106ZM150 81V80H149ZM153 81V80H152ZM165 81V80H164ZM163 81V83H164V85L167 83V82H164ZM168 81H170V80H168ZM173 81H172V83H173ZM174 81V82H175ZM180 80L178 79V81H177V85L179 86V84L182 82V81H180V83H178ZM197 81V79L195 80V82ZM200 80H198V85H196V83L195 84H193V89L195 90L196 88H195V86L196 87H198V88H200V82H199ZM204 81V80H203ZM202 81V82H203ZM227 81V80H226ZM248 81V80H247ZM253 81V80H252ZM5 82V83H4ZM14 82V83H13ZM26 82V81H25ZM24 82V83H25ZM49 82V81H48ZM88 83L87 81H84V83ZM97 82V83H96ZM113 82H115V80L113 81ZM123 82H125V81H123ZM122 82V83H123ZM129 82V81H128ZM132 82V81H131ZM186 83H182V87H181V89L180 88H178V86L176 85V87L178 88L177 90L179 91V90H184V88L186 89V85H187V81H185ZM191 82V81H190ZM220 82V81H219ZM242 82H243V80H242ZM244 82H245V80H244ZM9 84L8 86L10 87H8V89H7V85L5 86L6 87V89H4V85L5 84ZM11 83L13 84V85H11ZM15 83L16 84H18L19 83V87H17L16 85H15ZM22 83H21V85H22ZM42 83V84H43ZM82 83V82H81ZM81 83L79 84L78 83V85L80 86L81 85ZM110 83L111 84H113L112 83V81H110ZM117 82H115V84H116ZM120 83V82H119ZM126 83V82H125ZM148 83V82H147ZM161 83H162V81H161ZM163 83H162V85H163ZM189 83V82H188ZM204 83V82H203ZM206 83V82H205ZM209 83H210V80H209ZM208 83V85H210ZM224 83V82H223ZM226 83V82H225ZM228 83V82H227ZM231 83V82H230ZM235 83H237V81L235 82L234 81V85H235ZM258 83V82H257ZM26 84V83H25ZM24 84V85H25ZM36 84V85H35ZM56 84V85H55ZM73 84H75V83H73ZM107 84V82H105V85ZM114 84V85H115ZM134 84H135V82H134ZM149 84V83H148ZM159 84V83H158ZM157 84V85H158ZM183 84H185V85H183ZM191 84V85H192ZM214 84V83H213ZM212 84V85H213ZM215 84L217 85V83L215 82ZM220 84V83H219ZM247 84V83H246ZM47 87H48V85H49V83H48V85H47V83L45 84ZM58 85H60V84H58ZM72 85V84H71ZM100 85V84H99ZM108 85V84H107ZM106 85V86H107ZM117 85V84H116ZM120 85V84H119ZM122 86L121 87H123V84H121ZM126 85V84H125ZM137 85V84H136ZM141 85V84H140ZM143 85V84H142ZM155 85H156V82H155ZM160 85V84H159ZM170 85H171V88H170V86L168 85H166V89H167V91H168V87L170 88V91H172L173 93L175 92V91H177V90H175L176 89V87L174 88V86H172V85H174V84H171V81H170ZM207 85V84H206ZM208 85L206 86V87H204V85L201 83V86L204 88V90L205 89H208ZM211 85V86H212ZM223 85V84H222ZM222 85H220L221 87H222ZM236 85H239V84H236ZM242 85H243V83H242ZM45 86V87H46ZM82 86H83V83H82ZM84 86H86V85H84ZM88 86H92V85H88ZM95 87H96V85H94ZM106 86H105V88H106ZM109 86H110V84H109ZM113 86V85H112ZM189 86H190V84H189ZM244 86V85H243ZM242 86V87H243ZM248 86H249V84H248ZM42 87V88H41ZM40 88H39V90H41L42 91V89H45L44 88V86H41ZM46 87V88H47ZM50 87V89H51V86H49ZM60 87V86H59ZM70 87V86H69ZM75 87H76V85H75ZM74 87V90L76 89ZM101 87L103 88L104 86H103V84L100 86V89H99V91L100 90H102L101 89ZM116 87V86H115ZM115 87H114V89H115ZM118 87V86H117ZM116 87V88H117ZM120 87V90L122 89ZM191 87V86H190ZM190 87L188 88V85H187V90L184 92V91H182V93L184 92L185 94L187 93V91H192L193 93H196V91H200L201 90V88L200 89H198L197 88V90L194 92V90L192 89V90H189L190 89ZM217 87H219V86H217ZM225 87H228V86H225ZM239 87H240V85H239ZM241 87V88H242ZM247 87V86H246ZM36 88V89H35ZM61 88H62V86H61ZM67 88V87H66ZM72 88V87H71ZM80 87H77V89H79ZM86 88V87H85ZM85 88H83V91H84V89ZM91 88H93V86L91 87ZM97 88V87H96ZM107 88L108 89H110L108 86H107ZM119 88V87H118ZM156 88V87H155ZM155 88H153L152 87V89L154 90ZM212 88V87H211ZM210 88V91H209V89L208 90H206V93H207V91H208V93L209 92H211V89ZM220 88V87H219ZM219 88H217V89H219ZM223 88V87H222ZM230 88V87H229ZM234 88L235 87H233V90H234ZM236 88H238V87H236ZM25 89V88H24ZM68 89H70V88H68ZM90 88H88V90H89ZM143 89V88H142ZM147 89V88H146ZM151 89V90H152ZM157 90H160L159 88H158V86H157V88H156ZM162 89V88H161ZM163 89H164V87H163ZM172 89V90H171ZM173 89H174V91H173ZM226 89V88H225ZM231 89V88H230ZM243 90L245 89V88H242ZM241 89V90H242ZM37 90V91H36ZM53 90H56L55 88L53 89ZM59 90V89H58ZM82 89H80V91H81ZM87 90V89H86ZM87 90V91H88ZM96 90V89H95ZM104 90V89H103ZM113 90V89H112ZM111 90V91H112ZM115 90H117V89H115ZM115 90L113 91V94H114V92H115ZM119 90V89H118ZM126 90V88H123V92ZM150 90V88L148 89V90H143L144 92H142V93H144L142 96L144 97V98H149V101L150 102H152V100H151V98H153V97H155V96H157L158 95V93H160L161 94V92L163 91V92H165L164 90H160L161 92H157V91H151ZM203 90V91H204ZM214 90H215V88H214ZM229 90V89H228ZM233 90H231V91H233ZM237 89H235L234 91H236ZM242 90V91H243ZM249 90H250V87H249ZM22 91V90H21ZM32 91H35V93H33ZM43 91H46V92H48V90L46 89V90H43ZM42 91V92H43ZM50 91V90H49ZM61 91V90H60ZM59 91V92H60ZM77 91V90H76ZM82 91V92H83ZM105 91V90H104ZM107 91V90H106ZM105 91V92H106ZM111 91H107L106 93H107V96H106V99L107 98H110V96H112V95H108V94H110V93H108V92H111ZM135 91H137V90H135ZM170 91H168L167 93H169ZM177 91V92H178ZM226 91V90H225ZM225 91L223 92V94L222 95H224V93H225ZM230 91V92H231ZM239 91H240V89H239ZM23 92V91H22ZM66 92H67V90H66ZM74 92V91H73ZM82 92H79V96L81 95V93ZM97 92V91H96ZM117 92V91H116ZM162 92V96L164 95H166L165 93H163ZM244 92H246V91H244ZM243 92V93H244ZM21 93V92H20ZM63 93V92H62ZM68 93H69V91H68ZM68 93H66L67 94V96L68 95H70V93L68 94ZM78 93V92H77ZM98 93V92H97ZM101 93L103 94V91H101ZM101 93H98V94H100V95H102ZM125 93V92H124ZM123 93V94H124ZM127 93V92H126ZM136 93V92H135ZM135 93H134V95H135ZM176 93V92H175ZM174 93V94H175ZM181 94V91H179L178 93H176V94ZM199 93H201V92H199ZM212 93L214 94V92L212 91ZM211 93V94H212ZM217 93V92H216ZM215 93V94H216ZM233 93H235V92H233ZM238 93V92H237ZM22 94V93H21ZM25 94V93H24ZM48 94V93H47ZM53 94V93H52ZM86 94V93H85ZM89 95H90V93H88ZM87 94V95H88ZM93 94V92L91 91V95ZM119 94H122V92L120 91V93L118 92V96L117 97H119L120 95ZM131 94H133V92H131ZM170 94L172 95V93L170 92ZM170 94H168L169 95V97H170ZM185 94H182L183 95V97L185 98H183L184 100H186V97H188V95H192V93H188V95L186 96ZM211 95V96H214V95ZM221 94V93H220ZM228 94V93H227ZM240 94H241V92H240ZM239 94V95H240ZM37 95V94H36ZM40 94H38L37 95V99L42 95H40ZM55 95V94H54ZM53 95V96H54ZM72 95V94H71ZM83 95H84V93H83ZM83 95H81V96H83ZM87 95H85V96H87ZM90 95V96H91ZM94 95H95V93H94ZM99 95V96H100ZM115 95H117V94H115ZM115 95H113V97H111V98H113V99H110L111 100V102L113 103V102H115L114 104H115V106H114V104H113V108H116V110L115 111H113L114 112V114H115V112L118 110V115H116V117H120V116H122V117H120V118H118V122H120V119H122L124 116H126V117H131L132 115H129L130 113L132 114L133 112H130V110H129V114L127 113V110L125 109V106L127 105V103H125L126 105H124V101H125V97H122V98H124V101H123V103L121 104L120 102L123 100L121 97V99L122 100H118L119 101V106H120V108L118 109V104H116V99H115ZM133 95V96H134ZM189 96L187 99L188 100H192V99H194V100H192V101H194L195 102V104H196V102L198 103V101H196V99L194 98V96H195V94H193L192 96ZM197 95H198V92H197ZM202 95H204V94H202ZM201 95V96H202ZM205 95H207V94H205ZM210 95V94H209ZM237 96H239L238 94H236ZM29 96V98H27ZM39 96V97H38ZM50 96V98H52V100L54 101V99H55V97H57L56 95H55V97H51L52 95H49ZM48 96V97H49ZM63 97H64V95H62ZM93 96V95H92ZM98 96V97H99ZM104 96V97H105ZM115 96V97H114ZM125 96V95H124ZM129 96H130V94H129ZM129 96H128V98H129ZM137 96H138V94H137ZM159 96H161V95H158V97ZM162 96L160 97V98H162ZM163 96V97H164ZM167 96V95H166ZM186 96V97H185ZM210 96V97H211ZM217 96V95H216ZM220 96V95H219ZM230 96V95H229ZM237 96H235V100H237L236 99V97ZM31 97H33V96H31ZM63 97H62V99H63ZM74 97H75V95H74ZM77 97V96H76ZM75 97V99L72 101V103H71V105L70 104H68L67 106H72L73 105V102L75 101V103L77 102V100L78 99H80V100H78V102H77V104H75L74 103V105L75 106H82V103H84V102H81V101H83V99H81L80 97L79 98H76ZM100 97H103V96H100ZM131 97V96H130ZM136 97V95L134 96V98L132 99L133 101H134V104L136 105V103L138 104V102L139 101H137L136 102V100H137V98H139L140 99V97H137V98H135ZM142 97V98H143ZM178 97V96H177ZM176 97V98H177ZM196 97V96H195ZM225 97V96H224ZM241 97V96H240ZM26 98V99H25ZM34 99V100H31V101H35L34 103H36V100L37 99ZM42 98V97H41ZM40 98V99H41ZM54 98V99H53ZM58 99H59V97H57ZM92 98V97H91ZM127 98V97H126ZM127 98V99H128ZM172 96L170 97V99L172 100ZM175 98V97H174ZM189 98H192V99H189ZM202 98V97H201ZM216 98H218V97H216ZM220 98V97H219ZM227 98V97H226ZM226 98H224V99H226ZM43 99H45V97H43ZM48 98H46V100H47ZM77 99V100H76ZM92 99H94V98H92ZM98 98H95V100H97ZM101 99V98H100ZM99 99V100H100ZM105 99V100H106ZM115 99V100H114ZM135 99V100H134ZM163 99V98H162ZM164 99H168V96L167 97H165ZM179 98H177V101H175L174 103H176V105L178 104L179 105V103H178V101H180L182 98H180L179 100H178ZM200 99V98H199ZM206 99V98H205ZM208 99H210V98H208ZM223 99V100H224ZM230 99V98H229ZM233 99V98H232ZM232 99H230V100H232ZM242 99V98H241ZM245 99V98H244ZM49 100V99H48ZM48 100H47V102L46 103H48V105L50 104L49 102H48ZM60 100V99H59ZM66 99H63L62 100V102L63 101H65ZM109 100V101H110ZM130 100V99H129ZM142 100V99H141ZM170 100V101H171ZM213 100L215 101V97L213 98ZM246 101H245V103H247V101H249V100H247V99H245ZM20 101V102H19ZM28 101V102H27ZM38 101V100H37ZM50 101V100H49ZM53 101H51V102H53ZM56 101H57V99H55V103H56ZM67 102H68V100H66ZM65 101V102H66ZM85 101V100H84ZM106 101H108V99L106 100ZM132 101V102H133ZM142 101H145V102H147V100H142ZM161 101V100H160ZM167 101V100H166ZM201 101L202 100H200V105H201ZM211 101V100H210ZM213 101V102H214ZM220 100L218 99V102H219ZM225 101V100H224ZM233 101V100H232ZM18 102L19 103H21V105H19L18 104ZM40 102V101H39ZM43 102V101H42ZM45 102L43 103V104H45ZM58 102V101H57ZM70 102H71V100H70ZM81 104H80V103ZM111 102H107V103H110L111 105H112V103ZM126 102V101H125ZM128 102V101H127ZM130 102V101H129ZM131 102V103H132ZM136 102V103H135ZM154 103H155V100L153 101ZM152 102V103H153ZM169 101H167L166 103L167 104H172L173 105V101H171V103L169 102ZM183 102V101H182ZM185 102L186 101H184L183 102V104L181 103V101H180V104H182V106H184V104H185ZM194 102H192V103H194ZM223 101H221V103H222ZM228 101H226V103H227ZM252 102V101H251ZM92 103H94V102H92ZM100 103V102H99ZM140 103V102H139ZM148 104H149V102H147ZM147 103H145L146 105H147ZM153 103V104H154ZM163 103V102H162ZM187 103H188V101H187ZM186 103V104H187ZM203 103H204V101H203ZM203 103H202V105H203ZM215 103V102H214ZM243 103V102H242ZM244 103V104H245ZM250 103V102H249ZM257 103V102H256ZM31 105H32V103H30ZM67 104V103H66ZM80 104V105H79ZM85 105H86V103H84ZM90 104V103H89ZM98 104V103H97ZM96 104V105H97ZM110 104H108V105H110ZM142 104V103H141ZM145 104H144V106H145ZM157 104H158V102H157ZM161 104V103H160ZM159 104V105H160ZM185 104V105H186ZM189 104V103H188ZM205 105H206V103H204ZM227 104H229V103H227ZM237 104V103H236ZM243 104V105H244ZM253 104V103H252ZM21 106V107H19V106ZM25 105V104H24ZM24 105H23V107H24ZM30 105V106H31ZM47 104H45V106H46ZM52 105V104H51ZM51 105H49L48 107H49V109L47 108V110L44 108L43 109V107L41 108L40 106L39 107H37V110H40V109H42L41 111H40V113L41 112H43V113H45V111H43V110H46V115L49 113V112H47V111H51V109H53V108H56V107H53V108H50L51 107ZM64 105V104H63ZM122 105H124V109H123V106ZM150 105H152V104H150ZM172 105H171V109H174L173 107H172ZM175 105V104H174ZM190 105V104H189ZM188 105V106H189ZM194 105V104H193ZM200 105L198 106V107H200ZM205 105H204V107H205ZM210 105V107H212V102H211V104H209L208 103V106ZM215 105H217L216 107H220V102H219V104H216L215 103ZM214 105V106H215ZM219 105V106H218ZM230 105H231V103H230ZM233 105H234V103H233ZM242 105V104H241ZM246 106H247V104H245ZM250 105H251V103H250ZM259 105V104H258ZM16 106H17V108H16ZM28 106V105H27ZM33 106H35V105H33ZM32 106V107H33ZM54 106V105H53ZM56 106H58V103H57V105ZM69 106V108L72 110V109H74L73 107H75V106H73L72 108ZM95 106V105H94ZM141 106V105H140ZM158 106V105H157ZM164 106V105H163ZM181 106V105H180ZM179 106V108H181ZM187 106V105H186ZM187 106V107H188ZM196 106V111H198L199 112V108ZM207 105H206V108L208 107ZM246 106H244V107H246ZM254 106V105H253ZM255 106H257V105H255ZM29 107V106H28ZM62 107V106H61ZM100 107V106H99ZM110 107V106H109ZM133 107V106H132ZM142 107H143V105H142ZM150 107H152V106H150ZM176 107V106H175ZM178 107V106H177ZM185 107V106H184ZM183 107V108H184ZM187 107L186 108H184V109H187ZM190 107H191V105H190ZM189 107V108H190ZM193 107V106H192ZM202 107V106H201ZM200 107V108H201ZM203 107V108H204ZM241 107H243V106H241ZM241 107H240V109H241ZM16 108V109H15ZM24 108H26V106L24 107ZM35 108V107H34ZM40 108V109H39ZM77 108V110H72L73 112L74 111H78V110H81L82 109V111H84L85 112V110L83 109L84 108V106H82V108L81 109H78V107H76ZM85 108H86V106H85ZM91 108V107H90ZM112 108V109H113ZM127 108H128V106H127ZM146 108H149V107H145V109ZM155 108V107H154ZM165 108H167V107H165ZM188 108V109H189ZM199 110H198V109ZM218 108H216L217 110H218ZM222 109H223V107H221ZM225 108H227V110H228V108L229 107H226L225 106ZM231 108V107H230ZM235 108V107H234ZM254 108V107H253ZM26 109H28V113H29V108H26ZM25 109V112L27 111ZM30 109H32V108H30ZM56 109H58V107L56 108ZM64 109V108H63ZM67 109V108H66ZM70 109H69V111H70ZM89 109V108H88ZM93 109H94V107H93ZM96 109V108H95ZM110 109V108H109ZM108 109V110H109ZM112 109H111V111H112ZM120 109H122L121 111L123 112L124 110H126V113L129 115V116H127V114H125V115H119V113H121L122 114V112H119V110ZM131 109V111H132V108H130ZM138 109V108H137ZM141 109V108H140ZM144 109V110H145ZM164 109V108H163ZM183 109V110H184ZM187 109V110H188ZM191 109V113H192V111L194 110V112H195V109L194 108H190ZM190 109L188 110V112L190 111ZM205 109V108H204ZM204 109L202 110H200V111H204ZM215 108L213 107L210 111H212L213 113H217L218 114V112H217V110H214ZM237 108H235V110H233V109H231V112H232V110H233V112L235 111H237L236 110ZM247 109V108H246ZM33 110H35V109H33ZM32 110V111H33ZM61 110V109H60ZM60 110L59 111H56L55 110V112H58V114L60 115V114H62V113H59L60 112ZM147 110V109H146ZM153 110V112H152V114L155 116V113H157L156 111H155V109H152ZM176 110V109H175ZM206 110V109H205ZM209 110V108L206 110V112L205 113H207V111ZM221 110V109H220ZM230 110V109H229ZM18 111V110H17ZM16 111V112H17ZM18 111V112H19ZM31 111V112H32ZM36 111V110H35ZM35 111H33V112H35ZM62 111V110H61ZM69 111H67V113H69ZM72 111H70V112H72ZM82 111H79V113H84V112H82ZM88 111H93L92 109L91 110H88ZM110 111V112H111ZM163 111V110H162ZM177 111H180V109L178 110V108H177ZM185 111V110H184ZM184 111L182 112V113H184ZM210 111H208V112H210ZM222 111V110H221ZM54 114H56L55 112H54V109H53V111H52ZM64 112H65V110H64ZM107 113H108V111H106ZM113 112H112V114H113ZM138 112V111H137ZM145 112V111H144ZM146 112H148V110L146 111ZM164 112V111H163ZM186 112V111H185ZM224 112H226V111H224ZM244 112V111H243ZM257 112V111H256ZM24 113V112H23ZM23 113H16L17 114V116L16 117H21V119H22V117L23 116H27L28 117V114L27 115H22ZM35 113H37V112H35ZM35 113H34V117L36 116L35 115ZM53 113H49L51 116H50V119H48V116H47V119H48V121H49V123H47V125H51L52 123V121L51 120H53V118H52V115L54 116V114ZM66 113V114H67ZM79 113H75L74 112V114L76 115L75 117H73L72 116V118L74 119V118H76L77 117V114H79ZM86 113H88L87 111H86ZM117 113V112H116ZM135 113V112H134ZM133 113V114H134ZM149 113V117H150V112H148ZM147 113V114H148ZM176 112H174V113H172V115L169 117L170 118V122H168V124L169 123H171V124H169V126L170 125H172V123H174V122H172L171 121V117L173 118V114H175ZM190 113V114H191ZM196 113V112H195ZM195 113H192V114H194V115H196V119H198L197 117V114H200V113H197V114H195ZM204 113V112H203ZM203 113H201L202 115H203ZM30 114V113H29ZM32 114V113H31ZM38 114H39V112H38ZM42 114V113H41ZM48 114V115H49ZM65 114V115H66ZM146 114V115H147ZM151 114V116L153 117V115ZM166 114H167V112H166ZM165 114V112H164V115H166ZM186 114H187V112H186ZM210 114H212V113H210ZM209 113L207 114V115H210ZM222 114V113H221ZM235 114V113H234ZM234 114H232V113H230V116L231 117H233V118H231V119H234V117L236 116V115H238V114H240V113H238L237 112V114H235V116H234ZM20 115V116H19ZM59 115H55L56 117H54L55 119H54V121H56L57 120V117H59ZM64 115V114H63ZM63 115H62V117H63ZM84 116V118L82 117V120L83 119H85V118H87L88 120L90 119V118H92L90 115H88V114H83ZM95 115V114H94ZM105 115V114H104ZM110 115V114H109ZM142 115V114H141ZM140 115V116H141ZM157 115V114H156ZM159 115V114H158ZM163 115V116H164ZM189 115V114H188ZM214 115H216V114H214ZM219 116H221L220 114H218ZM228 115V114H227ZM242 115V114H241ZM239 116L238 115V118H240V117H243V116ZM44 115H42V117H43ZM67 116H69V115H66V116H64V118L65 117H67ZM78 116H80V114L78 115ZM93 116V115H92ZM97 116V115H96ZM94 117V119L95 118H97V117ZM111 116V115H110ZM114 116V115H113ZM113 116H111L112 118H114ZM133 116H136V115H133ZM139 118H136V119H142V118H140V116L139 115H137ZM136 116V117H137ZM144 116H145V114H144ZM144 116H143V121L144 120H146V118H144ZM177 116H179V114H177ZM191 116V115H190ZM200 116V115H199ZM205 116V115H204ZM204 116H201V119H202V117H204ZM211 116H213V115H210V117ZM223 116H225L224 118H227L226 117V113H225V115H222V117L221 118H223ZM230 116H229V118H230ZM26 117V120L27 119H29V118H27ZM31 117H32V115H31ZM36 117H41V115L39 114V115H37ZM61 117V116H60ZM88 117H90V118H88ZM111 117H108L107 116V120H108V118L110 119ZM125 117V118H126ZM180 117V116H179ZM179 117L177 118V119H179ZM182 117V116H181ZM188 117V116H187ZM208 117V116H207ZM46 118V116L45 117H43V119L44 120H46L45 119ZM80 118V117H79ZM111 118V119H112ZM166 118V117H165ZM194 118V122H193V120H192V124L193 125H195L196 123H195V119ZM200 118V117H199ZM217 118H218V116H217ZM236 118H237V116H236ZM2 119V118H1ZM20 119V118H19ZM20 119V120H21ZM25 118L23 117V120H24ZM33 120H35L34 118H32ZM42 118L40 119V121H42L43 120ZM73 119H69V120H73ZM77 119V118H76ZM99 119V118H98ZM117 119V118H116ZM131 119V118H130ZM129 118L127 119L128 121H132V119L130 120ZM135 119V118H134ZM135 119V120H136ZM151 117H150V121H151ZM155 119V118H154ZM157 119V118H156ZM155 119V120H156ZM160 119V118H159ZM174 120H175V117L173 118ZM190 119V118H189ZM192 119H193V115H192ZM206 119V118H205ZM209 119V118H208ZM214 118H212V120H213ZM219 119H220V117H219ZM218 119V120H219ZM230 119V120H231ZM261 119V118H260ZM14 120V124H15V129L13 128V127H11V129H12V132L14 131V133L16 134V127L18 128L19 126H21V129H22V131H20V129L18 128V131L17 132H23L24 130H25V123H26V120H24L25 121V123H23V121L21 120V124L19 125V126H16L18 123H16L15 121L17 120L16 118H14L13 119ZM66 120H67V118H66ZM75 120V119H74ZM73 120V121H74ZM91 120H93V119H91ZM90 120V122L89 121H87V122H89V123H91L92 121ZM113 120H115V119H112V120H110V122H111V124L110 125H112L114 122H112ZM140 120H139V122H140ZM148 120V119H147ZM202 120H204V118L202 119ZM201 120V121H202ZM215 120V119H214ZM236 120H238V119H236ZM263 120V119H262ZM29 121V120H28ZM28 121H27V123H28ZM39 121V120H38ZM47 121V122H48ZM61 122V120H57V122ZM64 121V120H63ZM78 122L79 121H81V118H80V120H77ZM77 121H76V123H77ZM84 121H86V120H84ZM95 121V120H94ZM103 121V120H102ZM117 120H115V122H116ZM124 121V120H123ZM138 121V120H137ZM157 121V120H156ZM155 121V122H156ZM166 121V120H165ZM181 121H184L183 119L181 120ZM197 121V123L200 121V120H196ZM222 121V120H221ZM224 121V120H223ZM227 121V120H226ZM1 122V121H0ZM9 122H11V121H9ZM46 122V121H45ZM67 122H68V120H67ZM67 122L66 121H64V123H66L67 124ZM82 123H83V121H81ZM109 122V123H110ZM117 122V123H118ZM134 122V121H133ZM132 122V123H133ZM154 122V121H153ZM162 122V121H161ZM160 122V124H162ZM178 122H180V119H179V121ZM178 122L175 120V123H177L178 124ZM185 122V121H184ZM202 122H205V121H202ZM206 122H207V120H206ZM214 122V121H213ZM4 123V122H3ZM26 123V124H27ZM37 123H39V122H36L35 124H37ZM42 123V122H41ZM41 123H39L40 125H41ZM62 124H64L63 122H61ZM61 123L59 124L58 123V125L60 126L61 125ZM73 124H76L75 123V121L74 122H72ZM95 123V122H94ZM98 123H99V121H98ZM106 123V122H105ZM104 123V124H105ZM117 123H115V125H117ZM128 123V122H127ZM147 123H149V122H147ZM175 123L171 126V127H169V129L171 130V128L172 129H176L175 128ZM182 123V122H181ZM187 123V122H186ZM185 123V124H186ZM208 123H210V121H208ZM207 123V124H208ZM221 123V122H220ZM225 123V122H224ZM230 123V122H229ZM2 124V123H1ZM10 124H12V123H10ZM9 123H7V126L8 125H10ZM14 124H12V125H14ZM23 124V125H22ZM30 124H31V122H30ZM34 124V123H33ZM45 124V123H44ZM43 123H42V127H43V130H44V132L42 131V129L40 128V130H39V128L37 127V129H38V131L40 132L41 131V133H40V135L42 134V132H43V134H47V132H52V131H46V130H48L45 126H43L44 125ZM53 124H55V126H53ZM53 124H52V128L53 127H56L57 126V124L55 123V122H53ZM79 124V123H78ZM85 124H86V122H85ZM121 124V123H120ZM119 124V125H120ZM130 124V123H129ZM136 124V123H135ZM135 124H131V126H133L134 125V127H135ZM167 124V123H166ZM167 124V125H168ZM192 124H190V125H192ZM202 123H198V125H201ZM205 124V123H204ZM213 124V123H212ZM219 124V123H218ZM222 124V123H221ZM28 125H29V123H28ZM28 125H26L27 127H29ZM38 125V124H37ZM46 125V126H47ZM68 125L70 126L71 124H69L68 123ZM77 125V124H76ZM83 125H84V123H83ZM90 125V124H89ZM97 125V124H96ZM95 125V126H96ZM127 124H125V126H126ZM158 125H159V123H158ZM210 125H211V123H210ZM226 125V124H225ZM1 126V125H0ZM3 126L4 125H2L1 127L3 128ZM62 126V125H61ZM64 126H66L65 124H64ZM64 126H63V128H64ZM74 128H75V125H72ZM82 126V125H81ZM80 126V127H81ZM91 126V125H90ZM94 126V125H93ZM107 125L105 124V127H106ZM123 126V125H122ZM141 126V125H140ZM162 126V125H161ZM161 126L159 125V127H160V129L162 130V128H161ZM164 126V125H163ZM178 126V125H177ZM196 126H197V124H196ZM208 126V125H207ZM217 126V125H216ZM231 126V125H230ZM6 127V126H5ZM24 129H23V128ZM35 127V126H34ZM33 127V128H34ZM92 127V126H91ZM90 127V128H91ZM105 127H104V129H105ZM112 127V126H111ZM185 127H186V125H185ZM203 127V125H201V128ZM206 127V126H205ZM205 127H204V130H203V132L204 131H207L206 129H205ZM213 127V126H212ZM9 128H10V126H9ZM9 128H4L5 129V131H6V129H7V132H5L6 133V137H11V135H7L10 131H9ZM32 127L30 126V130H27V129H29V128H26V130L22 133V134H20V135H22V136H24L25 138H27V135H29L30 133L29 132H32V129H31ZM45 128H46V130H45ZM61 128V127H60ZM67 128V127H66ZM66 128H64V129H66ZM70 128H71V126H70ZM78 128V127H77ZM82 128V127H81ZM93 128V127H92ZM114 128V127H113ZM147 128V127H146ZM150 128V127H149ZM181 128V127H180ZM182 128H184V127H182ZM189 128V127H188ZM192 128V127H191ZM197 128H200V126H198V127H196V130H197ZM209 128H210V126H209ZM36 128H34L33 130H35ZM36 129V130H37ZM49 129H50V127H49ZM106 129H108L107 127H106ZM105 129V130H106ZM127 129V128H126ZM136 129V128H135ZM151 129V128H150ZM164 129H165V131H166V128H165V126H164ZM169 129H167V130H169ZM178 129V128H177ZM186 129H187V127H186ZM185 129V130H186ZM193 129V128H192ZM63 130V129H62ZM69 130V129H68ZM89 130H91V129H89ZM103 130V129H102ZM128 130V129H127ZM158 131H160L159 129H157ZM169 130V131H170ZM189 130H190V128H189ZM200 130V129H199ZM199 130H197V131H199ZM260 130H262V129H260ZM78 131V130H77ZM93 131V130H92ZM122 131H123V129H122ZM129 131V130H128ZM164 131V130H163ZM175 131V130H174ZM19 132V133H20ZM39 132H37V133H39ZM171 132H172V130H171ZM177 132V131H176ZM180 132V131H179ZM209 131H207L206 133H208ZM210 132H212L211 130H210ZM4 133V134H5ZM13 133V134H14ZM62 133H63V131H62ZM166 133H168L167 131H166ZM190 133V132H189ZM191 133H193L192 131H191ZM200 133H202V131L200 132ZM213 133V132H212ZM3 134V136H5ZM10 134H12L11 132H10ZM32 134H35V133H32ZM49 134H51V133H49ZM53 134V133H52ZM65 134H68V132H65ZM65 134H62V135H65ZM86 134H88V133H86ZM145 134H147V133H145ZM157 134H159V133H157ZM157 134H156V136H157ZM180 134V133H179ZM204 134V133H203ZM202 134V135H203ZM211 134V133H210ZM16 135H18V134H16ZM69 136L71 135V134H68ZM67 135V136H68ZM103 135V134H102ZM194 135V134H193ZM208 135V134H207ZM206 135V136H207ZM2 136V137H3ZM14 136V135H13ZM21 136V137H22ZM39 136V135H38ZM44 135H41V138H40V136H39V140H43L42 138H45L46 139V137H48V139H49V135L48 136H46V137H43ZM52 136V135H51ZM66 136V135H65ZM63 137V139H64V142L66 143V141H67V138L66 137ZM94 136V135H93ZM105 136V135H104ZM155 136V135H154ZM178 136H180V135H178ZM210 136H212V134L210 135ZM259 136V135H258ZM0 137H1V135H0ZM6 137H4V138H1L2 139V141H5L7 138ZM8 137V138H9ZM33 137H35V136H33ZM87 137V136H86ZM137 137V136H136ZM139 137V136H138ZM147 138H148V136H146ZM145 137V138H146ZM150 138H152V136L150 135L149 136ZM176 137V136H175ZM220 137V136H219ZM223 137V136H222ZM6 138V139H5ZM14 138H15V136H14ZM25 138H21L20 139V141L21 140H23V139H25ZM61 138V137H60ZM72 138H73V136H72ZM108 138V137H107ZM131 138V137H130ZM133 138H135V137H133ZM183 138V137H182ZM190 138V137H189ZM10 139V138H9ZM7 140V141H9V143H10V140ZM18 139H19V136H18ZM17 139V140H18ZM29 139V138H28ZM28 139H25V140H27L28 141ZM47 139V140H48ZM63 139L62 140H60L61 142H62V145H65V143L63 144ZM81 139V138H80ZM104 139V138H103ZM153 139V138H152ZM155 139V138H154ZM167 139V138H166ZM220 139V138H219ZM223 139V138H222ZM12 140H14L13 142H17V141H15V139H13V138H11V142H12ZM31 140H32V138H31ZM46 140V141H47ZM50 140V139H49ZM66 140V141H65ZM148 140V139H147ZM182 140V139H181ZM1 141V142H2ZM7 141H6V143H7ZM19 141V140H18ZM27 141H24V142H27ZM44 141V140H43ZM42 141V142H43ZM51 141V140H50ZM49 141V142H50ZM74 141V140H73ZM90 141H91V139H90ZM107 141V140H106ZM149 141V140H148ZM155 141V140H154ZM154 141H152L153 143H154ZM157 141H158V139H157ZM157 141H155V142H157ZM222 141V140H221ZM0 142V143H1ZM33 142V141H32ZM60 142V143H61ZM170 142V141H169ZM251 142V141H250ZM4 142H2V144H3ZM15 143H12V144H15ZM17 143H19V142H17ZM23 142H21V144H22ZM40 143H41V141H40ZM47 143V142H46ZM58 143V142H57ZM95 143V142H94ZM147 143V142H146ZM145 143V144H146ZM158 143V142H157ZM179 143V142H178ZM187 143H188V141H187ZM1 144V145H2ZM5 144V143H4ZM3 144V145H4ZM20 144V143H19ZM33 144V143H32ZM143 144V143H142ZM165 144V143H164ZM163 144V145H164ZM6 145H8V144H6ZM6 145H4V147L6 146ZM17 145V144H16ZM16 145H14V146H16ZM27 145H30V143L28 144V142H27ZM27 145H26V143H25V146H26V148H28V147H30V146H28L27 147ZM42 145H44V142H43V144ZM60 146L59 147H61L62 148V146H61V144H59ZM73 145V144H72ZM115 145V144H114ZM141 145V144H140ZM148 145V144H147ZM152 145V144H151ZM151 145L149 146V147H151ZM156 145V144H155ZM167 145V144H166ZM10 146H12V145H10ZM10 146H6L7 148L5 149V152H6V150L7 149H9V147ZM23 147H25L24 146V143H23V145H22ZM36 146V145H35ZM34 146V147H35ZM46 146V145H45ZM66 147H67V145H65ZM153 147H154V145H152ZM18 147H19V145H18ZM21 147V146H20ZM19 147V148H20ZM32 147V146H31ZM57 147V146H56ZM77 147V146H76ZM106 147V146H105ZM116 147H118V146H116ZM148 147V146H147ZM22 148V147H21ZM35 148H37V147H35ZM43 148V147H42ZM58 148V147H57ZM68 148V147H67ZM135 148V147H134ZM146 148V147H145ZM2 149H3V147H2ZM11 149V148H10ZM10 149L8 150V151H10ZM24 148H22V149H19V150H21V152L22 153H20V154H23V152H24V150H23ZM31 149H33V148H31ZM103 149V148H102ZM154 149H156V148H154ZM1 150V149H0ZM14 150H15V148H14ZM13 149H11V151H14ZM16 150H17V148H16ZM18 150V152H20ZM26 150H30L29 148L28 149H26ZM55 150V149H54ZM54 150H52V152L54 151ZM104 150H107V149H104ZM109 150V149H108ZM118 150V149H117ZM158 150V149H157ZM169 150H172L173 152V154L174 153H178V152H180V151H176V150H174L172 147H170L169 148ZM206 150V149H205ZM2 151H4V149L2 150ZM58 151H60V149L59 150H57V151H55V152H57L58 153V155H59V152ZM61 151H64V150H61ZM70 151V150H69ZM163 151H165V150H163ZM162 151V152H163ZM1 152V151H0ZM4 152V153H5ZM16 152V153H15ZM15 152H13V154H17V151H15ZM27 152V151H26ZM114 152H116V151H114ZM130 152H132V151H130ZM184 152V151H183ZM3 153V154H4ZM54 153V152H53ZM64 152H62V154H60L58 157H61V155H64L63 154ZM189 153V152H188ZM2 154V155H3ZM6 154V153H5ZM7 154L9 155L10 153H8L7 152ZM5 155V158H6V156L8 157V158H10V156H8V155ZM12 154V153H11ZM10 154V155H11ZM35 154V153H34ZM42 154H43V152H42ZM52 154V153H51ZM55 154V153H54ZM68 154H69V152H68ZM74 154H77V153H73V157L71 158V160H65L64 158H63V156L59 159L60 161H58V162H60V163H62V164H60L59 163V167L60 168H57V164H56V162L53 164L52 162L53 161H55V160H57V159H54L53 158V155H51L52 156V159H53V161L51 162L50 160H51V157H50V154H49V159L50 160H46V162L44 163V162H42V161H40L39 162V164L40 163H44L45 165H46V163H49L50 164V162H51V164L50 165H54L55 166V164H56V169H57V171H55L56 169H54V171H55V173L54 174H52V175H50L49 174V176L47 177V178H45V180L44 181H42V182H40L39 183V185L37 184L39 181H37L36 179H27L28 181L26 182V188H24V189H21V190H18V191H16L14 194H12V195H8V197L7 198H5L4 196H6L4 193H2V190H4V191H9V190H11L13 187H14V189L13 190H15V189H17V183L19 182V179H17L19 176H17V177H12V178H9L8 176H10L9 174H8V176H6V178H4V180L2 179V182L0 183V248H5L6 250H10V251H17V250H19V249H24V248H34L35 246H42V247H46V248H48V249H50V252L51 251H57L58 249H59V251H62V253L64 254L63 256L65 257V259H66V261L68 262H66L67 264H82V262L81 261H83V260H86V261H84L85 263H83V264H95V263H93L96 259H98V258H102V257H104L103 258V260L104 261H106L107 259L109 260V258L107 257L106 258V256H108V254L109 255H112V258H111V260L112 259H114L113 258V255H115V253H116V255L115 256H120V261H122V256H123V258L125 257V259L124 260H126L127 261V263L128 264H144L145 262H146V259H145V257L147 256L149 259H150V255L151 256H153V257H151V259L149 260L147 257V259L149 260V263H150V261L154 258V257H157L156 255H158V259H157V261H156V259L154 260V261H152L150 264H177V263H179V264H207V262L208 261H211V264H215L216 262H217V260L219 259V257L221 256V254L223 253V251H225L226 249H228L230 246H233V245H235L236 243H238L239 241H241V240H243L244 238H247L248 236H249V234L251 233V231H250V225L248 224V225H245V224H238V225H235V226H232V227H227V225H226V222H223V224H222V222H221V218H222V216H221V218H217V216L215 217V219H218V220H216V222H215V224L213 223V220L214 219H212L211 221H212V223L214 224V226H211L210 228H207V226H206V228H207V230L205 231V232H200L201 230L202 231H204L202 228L205 226H203L202 228L201 227H199L200 225H201V223H202V225L204 224L203 222V220L204 219H206V218H204L205 217V214L203 213V215H201V216H199V215H197L199 218H197V216H196V219L195 220H197V219H199L200 220V222L198 223V224H196L197 223V221H195V220H191V218H192V216H193V214H191V213H194L195 212V214H197V212L196 211H194V206H189V207H192L193 208V211L194 212H191V211H189V209H188V205H190V203L188 204V199L187 198H185V199H187L186 200V204H184L183 205V203H182V199L184 198L183 196L184 195H186V196H188V197H190V195H189V193L191 192V193H193L192 192V190H188V188L186 187V189L185 188H183V189H185L186 191L188 190V191H190L189 193H188V195H187V192L185 193V192H183V194L181 195V193H179V190H178V188L179 187H177V186H174L173 187V184H170L171 183V181H168V179H166L167 180V182H166V184H164V183H161L160 181H158L157 179L155 180V181H153L152 180V182H155V184L154 185H151L152 187H155V189H153L152 191L153 192H150L151 194H152V196L154 197V200L152 201V200H150V198L148 197V199H149V202L151 203V201L153 202L152 204H153V208H151V209H146V208H144V204H145V202H144V204L142 205L141 203V200H140V197L141 196H143V195H141V192H140V187H139V185L138 184H136V183H138V181L136 180V182H135V178H133V180L134 181H131L130 179H131V177H126V176H122V170H120V168H118V167H116V166H111V167H109L108 165H106V164H103V163H100V160H101V158L102 157H104V156H99V157H97L94 161H95V164L93 163V164H91L90 163V165H88V166H84V165H80L79 164V162L78 163H76V162H74V160L77 158V156H79V155H75L76 157H74ZM215 154V153H214ZM1 155V159L0 160H2L3 159V156ZM31 155H32V153H31ZM31 155H29V156H31ZM39 155V154H35L33 157L34 158H36L37 156ZM264 155V154H263ZM14 156V158L16 159V156L17 155H13ZM21 156H23L22 157V159L24 158V159H26L27 160V157H28V159H29V156H25V155H21ZM42 156H44V155H42ZM46 156V155H45ZM44 156V157H45ZM81 157H83L82 155H80ZM170 156V155H169ZM177 156V155H176ZM201 156H203V155H201ZM18 157V156H17ZM39 157H41V155L39 156ZM57 156H55V158H56ZM87 157V156H86ZM263 157V156H262ZM32 157H30V159H31ZM46 158V157H45ZM47 158V159H48ZM18 159H19V157H18ZM39 158L37 157V159L35 160V161H37ZM74 159V160H73ZM193 159V158H192ZM263 160H264V158H262ZM32 160H33V158H32ZM44 160V161H45ZM78 160H79V157H78ZM83 160H86L85 158L83 159ZM252 160V159H251ZM17 161V160H16ZM24 161V160H23ZM29 161H31V160H29ZM29 161H24L23 163H29ZM39 161V160H38ZM38 161L37 162H34V160L32 161L34 164L36 163V164H38ZM50 161V162H49ZM135 161V160H134ZM142 161V160H141ZM4 162V161H3ZM2 162V164H4ZM6 162V161H5ZM11 162V161H10ZM32 162H31V166H34V167H36L37 165H34V164H32ZM83 162H85V161H83ZM263 162V161H262ZM7 163H9V162H6V164ZM12 163V162H11ZM21 163V162H20ZM23 163H21V165L23 166ZM82 163V162H81ZM173 163V162H172ZM12 164H14V163H12ZM38 164V165H39ZM141 164V163H140ZM186 164V163H185ZM248 164H250V163H248ZM262 164V163H261ZM26 165V164H25ZM29 165V164H28ZM45 165H42L44 168H45ZM92 165H94V166H92ZM139 165V164H138ZM142 165V164H141ZM144 165V164H143ZM175 165V164H174ZM212 165H214V164H212ZM264 165V164H263ZM263 165H261V166H263ZM10 166V165H9ZM12 166H14V165H12ZM48 166V164L46 165V167ZM53 166V167H54ZM186 166H188V165H186ZM185 166V167H186ZM227 166V165H226ZM243 166V165H242ZM251 166V165H250ZM259 166H260V164H259ZM7 168H8V166H6ZM27 167H29V166H26V170H27ZM33 167V168H34ZM42 167V168H43ZM50 167V166H49ZM52 167V166H51ZM50 167V168H51ZM135 167V166H134ZM138 167V166H137ZM212 167V166H211ZM234 167H236L235 165L232 167V168H234ZM248 166H246V168H247ZM264 167V166H263ZM262 167V168H263ZM11 168V167H10ZM25 168V167H24ZM24 168L22 169V170H24ZM29 168H31V167H29ZM29 168H28V171H29ZM32 168V170L35 172V169H33ZM37 168V167H36ZM39 169H41V170H39V172L40 171H42V168H40V166L38 167ZM38 168H37V170H38ZM48 168V167H47ZM47 168H45V169H47ZM49 168V169H50ZM169 168V167H168ZM189 168V167H188ZM245 168V169H246ZM262 168H260V170L262 169ZM13 169H14V167H13ZM156 169V168H155ZM216 169V168H215ZM214 169V170H215ZM225 169V168H224ZM223 169V170H224ZM0 170H1V168H0ZM16 170V169H15ZM21 170V171H22ZM32 170H31V173H29L28 175H32ZM139 170V169H138ZM179 170V169H178ZM210 171H212L211 169H209ZM221 171H223L222 170V168L220 169ZM226 171H227V169H225ZM233 170V169H232ZM235 170V169H234ZM233 170V171H234ZM264 170V169H263ZM4 171V170H3ZM2 170H1V172H3ZM18 171V170H17ZM49 171V170H48ZM51 171V170H50ZM53 171V172H54ZM148 171H149V173H146V174H142V172L141 171H138V173L140 174V177L138 178V179H140L141 181H142V178L145 176L146 178L145 179H148L147 177H149V176H151V177H153L154 175H157V173L156 172H153V168L152 167H149V169H148ZM217 171V170H216ZM215 171V172H216ZM228 171H230L229 170V168H228ZM258 171V170H257ZM5 172V171H4ZM9 172V171H8ZM11 172V171H10ZM9 172V173H10ZM13 172V171H12ZM38 172V171H37ZM259 172L260 171H258V173L257 174H259ZM264 172V171H263ZM262 172V173H263ZM15 173V172H14ZM48 173V172H47ZM145 173V172H144ZM211 173V172H210ZM213 173V172H212ZM217 173H219V172H217ZM221 173V172H220ZM219 173V174H220ZM236 173V172H235ZM235 173H233V174H235ZM247 173V172H246ZM4 174V173H3ZM2 174V175H3ZM16 174V173H15ZM15 174H13V175H15ZM19 174V173H18ZM18 174H16V175H18ZM21 172H20V176H21ZM23 174H25V173H23ZM23 174H22V179H25V178H23ZM35 174H37V173H35ZM175 174V173H174ZM218 174V175H219ZM228 174V173H227ZM232 174V173H231ZM231 174H228V175H231ZM264 174V173H263ZM26 175V174H25ZM38 175L40 176V173H38ZM185 175V174H184ZM199 175V174H198ZM201 175L202 174H200L199 176L201 177ZM212 175V174H211ZM213 175H214V173H213ZM222 175V174H221ZM224 175H225V171H224ZM133 177L135 176L134 174L132 175ZM172 176V175H171ZM204 176V175H203ZM202 176V177H203ZM217 176V175H216ZM223 176V175H222ZM1 177V176H0ZM27 177V176H26ZM38 177V176H37ZM42 177V176H41ZM41 177L39 178V179H41ZM164 178H167V177H165V176H163ZM170 177V176H169ZM174 177V176H173ZM200 177H197L196 178V180H198V182L200 181V182H202L203 180L202 179H204L205 177H203L202 179L200 178ZM210 177V176H209ZM215 177V176H214ZM220 177V176H219ZM218 177V178H219ZM257 177H260V178H262L261 177V175L260 176H257ZM20 178V177H19ZM163 178V179H164ZM213 178V177H212ZM221 178V177H220ZM225 178V177H224ZM223 177H222V179H224ZM264 178V177H263ZM153 179V178H152ZM171 179V178H170ZM193 178H191V180H192ZM199 179H201V180H199ZM206 179H207V177H206ZM205 179V180H206ZM215 179H216V177H215ZM229 179V178H228ZM36 180V181H35ZM186 180V179H185ZM204 180V181H205ZM211 180V179H210ZM212 180H214V179H212ZM211 180V182H213ZM218 180V179H217ZM230 180V179H229ZM260 180V181H259ZM128 181H131V183L129 184H127V185H125V183L126 182H128ZM161 181H162V179H161ZM176 181V180H175ZM216 181V180H215ZM214 181V185H217V187H219L220 185H218V184H216L217 183V181L215 182ZM222 181H224V180H222ZM222 181H220V182H222ZM228 181V180H227ZM258 181L259 182H261L262 180L261 179H258ZM25 182V181H24ZM146 182L147 181H145V184H146ZM149 182V181H148ZM163 182V181H162ZM189 182H191L190 181V179L188 180V183ZM195 182V181H194ZM220 182H219V184H220ZM257 182V181H256ZM140 183V185L142 184L141 182H139ZM184 183V182H183ZM191 183H193V182H191ZM190 183V184H191ZM205 183H207V182H205ZM262 183H264V182H262ZM20 184V183H19ZM22 184V183H21ZM20 184V185H21ZM37 184V185H36ZM151 184V183H150ZM149 184V185H150ZM194 184V183H193ZM201 183H197V184H194L195 185V187H198V186H200L199 188H201V187H203L205 184H204V182H203V186H201L200 185ZM211 184V183H210ZM224 184V183H223ZM188 185V184H187ZM258 185H260V187H261V185L262 184H258ZM264 185V184H263ZM23 186V185H22ZM170 186H172V187H170ZM182 186V185H181ZM184 186H186L185 184L182 186V187H184ZM210 186V185H209ZM209 186H204V188L206 187V189L208 190L209 188V190H211V187H209ZM194 187V186H193ZM194 187V188H195ZM208 187V188H207ZM217 187H213V189H216ZM257 187V186H256ZM255 187V189H257ZM143 188V187H142ZM264 188V187H263ZM262 188V189H263ZM182 189V188H181ZM182 189V191H184ZM195 189H198V188H195ZM206 189L204 190V191H206ZM259 189V188H258ZM199 190V189H198ZM218 190V188L216 189V191ZM224 190V189H223ZM136 191H138V192H136ZM216 191L214 190V192L216 193ZM255 191V190H254ZM140 192V193H139ZM145 192V191H144ZM148 192V193H149ZM202 192H203V189H202ZM209 192L210 193H212L211 191H208V194H207V192L206 193H202V194H204V195H208V196H210L209 195ZM212 193L213 195L215 194V193ZM221 192H223V191H221ZM217 193H218V191H217ZM144 194V193H143ZM199 194V193H198ZM201 194V195H202ZM200 195V194H199ZM203 195V196H204ZM204 196L205 198L207 197L208 198V196ZM218 195H219V193H218ZM217 194L216 195H214V197H213V199L215 198V196H217V198H215L213 201L214 202H217L218 201V199H220L219 198V196H218ZM257 195V194H256ZM109 196H110V198H111V196L113 197V199H109ZM102 197V199H103V197L105 198L106 197V199H104L103 200V204L101 203V201L99 200V203H96L95 201L96 200H98L97 198H101ZM153 197H151L152 199H153ZM183 197V198H182ZM191 197L193 198L194 196H193V194L191 195ZM196 197V196H195ZM195 197H194V200L192 199V198H190L191 200H189V202L191 201V204H192V201L194 202V201H198L199 203H201L202 202V204H203V200H200L202 197L201 196H197V197H201L199 200L201 201H199V200H197L198 198H196L195 199ZM211 197H212V195H211ZM210 197V198H211ZM206 198V199H207ZM116 199H118L117 201H118V203H117V201H116ZM185 199H184V201H185ZM143 200V199H142ZM209 199H207V200H205V202L206 201H208ZM212 200V198L210 199V201ZM217 200V201H216ZM221 200V199H220ZM145 201H148V200H145ZM210 201L206 204L205 202V204L204 205H207V207H208V209L210 208L211 210H208V209H206L205 208V206H204V209L203 208H201L202 210H204L205 212H207L208 211V213L210 214V216H211V214L213 213V211H214V213L216 212L214 209H215V207L214 206H216L215 205V203L213 202V204H211L210 205ZM220 202V201H219ZM219 202H217V203H219ZM256 202H257V204H256V208L255 209H259L260 208V210H264V194L262 195H260L257 199H256ZM133 204V206H131L130 204ZM141 205H140V204ZM147 203V202H146ZM199 203H197L198 204V206H200L199 205ZM212 203V202H211ZM216 203V204H217ZM221 203V202H220ZM98 204H99V206H98ZM181 204V205H180ZM188 204V205H187ZM196 203H194V205H195ZM197 204H196V206L195 207H198L197 206ZM209 204V205H208ZM223 205H225L224 204V202L222 203ZM139 205H140V207H139ZM151 205V204H150ZM186 205V207H187V209H185L184 208V206ZM220 206H218L217 205V207L219 208L220 207V209L221 210H217V214L219 215V212L221 211V212H223L222 210H224V208L222 209V207H221V204H219ZM232 205V204H231ZM129 206H131V207H134V209H133V211H132V213H133V215H132V217H130V216H125V215H127V214H125L126 212L128 213V207ZM141 206H143V207H141ZM148 206V205H147ZM212 208H211V207ZM225 207H226V205H225ZM230 207V206H229ZM191 208V209H192ZM217 208V209H218ZM228 208V207H227ZM200 209V208H199ZM229 209V208H228ZM131 209H129V213H131V211H130ZM201 210V211H202ZM226 211V210H225ZM225 211L221 214V215H223L224 213H225ZM185 212H186V214H185ZM189 212V213H188ZM213 213V214H214ZM125 214V215H124ZM187 214H191V215H188L187 216ZM209 214L207 215V213H206V216H209ZM228 214V213H227ZM225 215V214H224ZM209 216V217H210ZM214 216H215V214H214ZM220 216V215H219ZM218 216V217H219ZM228 216V215H227ZM190 217V218H189ZM195 217V216H194ZM223 217H225V216H223ZM80 219V218H84V225L86 224V226H84V228L85 229H83L82 228V233H83V235H85V237H83L84 238V240H83V238H81V240L79 241L80 243V247H82L83 249L81 250V248L79 247V249L81 250V251H83V250H85V254H84V256L86 257V258H84V256H83V258H82V256L80 255V259H79V257H77L76 256V254H79V252L77 251V253L74 255V252H73V255L71 256V254L69 255V250H70V253L74 250V248L76 247V246H74L73 247V250H71V247H70V245H68V242H70V241H65L66 240V238L68 237V235H66L67 234V231L69 230V229H71L72 227H73V225H74V223H75V220L76 219ZM127 218H128V220H129V218L131 219V218H133L132 220H134L133 222H134V225H133V223H132V228H130L131 230V232H132V234L131 233H125V232H129V227L127 226L128 225V220H127ZM202 218H204V219H202ZM214 218V217H213ZM143 219H145V221L143 222ZM186 220V222H184V224H182V222L183 221H185ZM193 219V218H192ZM201 219H202V222H201ZM210 219H211V217H210ZM210 219H208L207 218V221H206V224H207V222L209 221L210 222ZM92 220H94L93 222H92ZM142 220V221H141ZM224 220H226V219H223V221ZM190 221V222H189ZM191 221H192V223L195 221L196 223V226L198 225V227L197 228H199V232L197 231V230H195V229H197V228H195V229H193V231L195 230V231H197V233L195 232V234H197V236L194 234V233H192V231L190 230L191 229V226L189 227V224H192L191 223ZM130 222V221H129ZM160 224L159 225V228H161V230H162V235L167 239V241L168 242H166L165 241V239L164 238H162V239H160V237H159V235H161V233H159V231H156L154 228H156V225L157 224ZM211 222H210V224H212ZM127 224V225H126ZM194 224V223H193ZM83 225V224H82ZM88 225V226H87ZM201 225V226H202ZM161 226V227H160ZM194 225H192V227H193ZM196 226H194V227H196ZM128 227V228H127ZM81 228V227H80ZM190 228V229H189ZM205 227H204V229H206ZM128 231H127V230ZM157 230H158V228H156ZM182 229L183 230H186L187 232L188 231H190L194 236V238H195V236H196V238L194 239V241L192 240V239H190L189 238V236L191 237V235H189L190 234V232H188L189 234H187L186 232H185V238H187V236H186V234L187 235H189L188 236V238L190 239V240H192L191 242H189L188 240L189 239H185L184 238V241H181V243H180V245H179V242H180V240L177 242V240H176V242L178 243L177 245L179 246V248L178 247H175V246H173L175 243L173 242V241H170V240H173V239H171V236L173 235L172 233L174 232H176L177 230L179 231V233L180 232H182ZM86 232V234H84ZM137 233V235H136V237L135 238H137V237H139V238H141L142 239V241H141V243L140 242H137V243H135L136 242V240L134 239H132V241H131V238L134 236L133 234L134 233ZM135 233V234H136ZM182 233H184V231L182 232ZM181 233V234H182ZM202 233H203V235H202ZM131 236H130V235ZM180 234V235H181ZM64 235H66V237H64ZM73 235V234H72ZM183 235V234H182ZM181 235V236H182ZM82 236V235H81ZM87 236V237H86ZM255 236V235H254ZM70 237V236H69ZM68 237V238H69ZM128 237V238H127ZM65 238V239H64ZM76 238V237H75ZM145 238H146V240H145ZM148 238L150 239L151 238V242H149L150 244L151 243H153V245H152V247H153V251L152 252H150V247H149V245L150 244H147L148 245V247H149V249H146L145 248V246H144V242L145 241H147L148 240ZM159 238V239H158ZM174 238H175V236H174ZM179 238H181V237H179ZM74 239V238H73ZM164 239V240H163ZM182 239V238H181ZM68 240H70V239H68ZM86 240V241H85ZM130 240V241H129ZM160 240H163V241H161V243H162V246H160L161 244L159 243V241ZM175 240V239H174ZM197 240V241H196ZM73 241V240H72ZM74 241H75V239H74ZM113 241V243H111ZM133 241H135V242H133ZM137 241H138V239H137ZM165 241V242H164ZM77 242V241H76ZM130 242H133L132 243V245H131V243ZM158 242V243H157ZM170 242H173V244H170V247L173 249V251L175 250V249H179V250H182V247L186 244V243H190L189 245H188V248H187V245L185 246L186 248H184L183 247V249H185L186 251H189L188 252V254H185V255H183V256H181V255H177V253H178V251L179 250H176V251H171V249H169V251H171V252H173V253H175L176 252V255H177V257L176 258H180L181 257V260H176V258H174L173 260H172V258H173V256L175 257L176 255H173V253L171 254L170 252H168V254H166L167 256H168V258H166V255H165V249H168V247H169V243ZM73 243V242H72ZM109 243H111L112 245H113V248L114 249H112V246H111V251L112 252H109V249H110V247H109ZM135 243V244H134ZM76 243H74V245H75ZM138 244H140L139 246L143 249L142 251L144 252V250H145V254H146V256L144 257V256H142V255H144V253H140L139 251H140V249H139V251L137 252V250H136V248L134 247L133 249H134V251L133 250H131L130 248L132 247V246H137V247H139L138 246ZM157 244H160L159 246L157 245ZM173 247H172V246ZM73 246V245H72ZM102 247V248H101ZM106 247V248H105ZM107 247H109V249L107 248ZM160 247H162V248H160ZM174 247H175V249H174ZM93 248H94V250L96 251V249H99L97 252H99L100 250H101V252L103 251L104 252V254H103V252H102V254H99V253H97V254H99L100 256L98 257V255H95L94 253H93ZM101 248V249H100ZM103 248H105L104 250L106 251L107 249H108V252H106L105 253V251L103 250ZM145 248V249H144ZM161 250H160V249ZM48 249H46V250H48ZM76 249V248H75ZM155 249V250H154ZM163 249V250H162ZM188 249H190V250H188ZM5 250V251H6ZM76 250H78V249H76ZM76 250H74L75 252H76ZM136 250V251H135ZM149 250V253L147 254V251ZM163 251L161 254L160 253H158L157 254V251ZM0 251H1V249H0ZM94 251V252H95ZM132 251H133V253H135V254H132ZM158 251V252H159ZM184 250H182L181 252H183ZM186 251H184V252H186ZM236 251V250H235ZM18 252V251H17ZM180 252V253H181ZM228 252V251H227ZM55 253V252H54ZM83 252H81V254H82ZM96 253V252H95ZM108 253V254H107ZM123 253H125V256H124V254ZM155 253H156V255H155ZM239 253V252H238ZM27 254V253H26ZM160 254V255H159ZM182 254V253H181ZM5 255L6 254H4L3 253V255H1L0 256V259H4L3 257H5ZM17 255V254H16ZM48 255V254H47ZM149 255V256H148ZM13 256H14V254H13ZM13 256H11V257H13ZM45 256V255H44ZM50 256H52V258L50 257ZM171 256V257H170ZM98 257V258H97ZM23 258V257H22ZM48 258H51V259H53V255L51 254V255H49V257ZM60 258V257H59ZM61 258H63V257H61ZM60 258V259H61ZM117 258V257H116ZM13 259V258H12ZM26 259V258H25ZM45 259H46V257H45ZM49 260L50 261V264H53V263H51V261H53V260ZM118 259V258H117ZM24 259H22V261H23ZM31 260V259H30ZM59 259L57 258V259H55V261H57V262H59V263H57V262H55V264H60V262L61 261H58ZM77 260V261H76ZM101 260V259H100ZM111 260H110V262H111ZM119 260V259H118ZM174 260H176V262L174 261ZM224 260V259H223ZM222 260V261H223ZM13 261V260H12ZM16 261V260H15ZM14 261V262H15ZM19 261V260H18ZM22 261H20V262H22ZM49 261H46L47 263H49ZM91 261H93V262H91ZM103 261V262H104ZM115 261V260H114ZM113 261V262H114ZM117 262L118 264L120 263L121 264V262ZM173 261V262H172ZM19 262V263H20ZM31 262V261H30ZM33 262V261H32ZM81 262V263H80ZM91 262V263H90ZM108 263V261L106 262L107 264H113V262H111V263ZM123 262V261H122ZM175 262V263H174ZM29 263V262H28ZM27 263V264H28ZM65 263V262H64ZM99 263V262H98ZM98 263H96V264H98ZM105 263V264H106ZM115 264H116V262H114ZM147 263V262H146ZM12 264V263H11ZM35 264V263H34ZM37 264H38V262H37ZM63 264V263H62ZM123 264H125V263H123Z\"/></svg>", "mask_w": 264, "mask_h": 264}, {"label": "clouds", "instance_id": "9594fccd", "mask_svg": "<svg viewBox=\"0 0 264 264\" xmlns=\"http://www.w3.org/2000/svg\"><path fill=\"white\" fill-rule=\"evenodd\" d=\"M29 3L33 5L30 14L34 22L49 43L66 37L73 39V27L88 41L75 45L76 50L67 57L50 52L35 53L41 69L59 68L67 77L91 80L97 65L95 53L112 46L118 48L120 57L129 67L134 66L137 57L123 43V39L133 33H127L117 44L113 29L105 23L110 18L133 11L130 7L131 0H29ZM140 30L147 36L152 35L156 30L155 21L142 24ZM104 73L107 79L117 82L126 81L133 75L132 72L123 69L117 71L110 66L104 69ZM207 264H211V261Z\"/></svg>", "mask_w": 264, "mask_h": 264}]
</instances>
